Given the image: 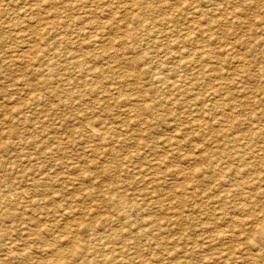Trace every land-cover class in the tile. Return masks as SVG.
<instances>
[{
	"label": "rangeland",
	"instance_id": "1",
	"mask_svg": "<svg viewBox=\"0 0 264 264\" xmlns=\"http://www.w3.org/2000/svg\"><path fill=\"white\" fill-rule=\"evenodd\" d=\"M0 1H1L0 2V13H1L0 14V20H1L0 21V28H2L1 29L2 31L0 30L1 31L0 32V41L2 44L3 43L6 44L5 42L7 40L9 41V42L7 41V44L5 46H4V44L2 45L0 43V51H1V49H3V51H4L8 48L9 49L10 48H16V49H12V51L15 50L17 52L16 53L14 51L15 54H13L12 57L15 58V60H17L16 57L21 56L23 53V49H26V46H28V48L26 49V53L28 54V56L30 58H33V59H30L31 61L29 59H28V61H26L25 59L21 60L23 62H20L19 63L20 65H18V63H17L16 64L17 66L12 65V67L11 66L6 67V69H2V72H0V80L2 81V82H0V88H1L0 89V98H1L0 99V109L2 110V111H0V114L3 115V116L0 115V134H1L0 135V153H1L0 154V167L2 168V169H0V172H2V173H0V177H1L0 178V196L2 195L0 197V204H1L0 205V209H1L0 213H2V211L4 212L7 210L12 212V214L14 213L12 218L8 219V218H6L7 216L1 218V221H2V219L4 220V222L2 223L3 226H5L6 224H7L6 226L9 225L8 234H7L8 236L4 235V237H5V240L8 241L9 243H11L10 245L13 247V249H12L11 246L7 245L8 243L4 244L5 242H3V245L0 244V248H1L0 250H3V251H0V256L2 257V258L0 257L1 259L5 260L4 258L8 259L10 257L11 260H13V261H11L10 258L8 259V261L5 260V262L8 264H12V263L15 264V261L17 260V258H18L19 262L16 261L17 262L16 264H18V263L19 264L20 263L25 264L24 262H25L26 258H27L26 261H28L26 263H28V264H33L34 261H36V260H38L39 263L37 261L34 264H36V263H38V264H42V263L43 264L44 263L45 264L46 263L47 264H62L63 262H65L63 264H89V263H91V264H104V263L108 264V262L110 264H117V263L123 264V262H125L124 264H137L138 261H139L138 262L139 264H145L146 262H148L147 260H150V262H148L147 264H151V261H152V264H154V261L158 264H196V263L197 264L198 263L199 264H203V263L205 264V262H206V264H212V263H214V264H216V263L217 264H264V177H263L264 176V170H263L264 169V149H263L264 148V142H263L264 141V131H262L263 130L262 128H264V96H263V94H264L263 93L264 92V86H263V84H264V77H263L264 76L263 75L264 74L263 73V71H264V67H263V65H264V40H263L264 35H262V34H264V33H261V31L264 32L263 31L264 25L262 24L263 19H264V13H263L264 12V0H262L263 2L261 0H234V1H232V0H224V1L223 0H220V1H218V0H116V2H115V0L114 1L113 0H86V3H84L82 5V7H80L79 5L78 6L76 5L78 0L77 1H75V0H56L59 5H55V4L53 5L52 0H29L30 2L28 0H25L28 2H25L24 0H20V1L15 0L16 2H14V0H9V1L8 0H0ZM63 1H64V3H63ZM247 1H249V2L247 3ZM251 1H252V5L250 3ZM23 2H25V4ZM87 2L90 4H88ZM117 2L119 3L118 5L120 7L117 5ZM235 2L238 5L235 6ZM256 2L259 5V6H257L259 9L257 7H255L257 5ZM2 3H5L7 7L6 6L4 7L5 4L2 5ZM227 3H230L231 5L227 4ZM242 3L245 6L248 5L249 3L250 4L248 5L249 7L248 6L245 7ZM27 4H28V6H27ZM50 4H52L53 6H51ZM72 5H74V6L70 9V7ZM85 5L87 8L85 7ZM121 5H123V6H121ZM9 6H10V8H9ZM234 6L235 7L239 6V8L241 7L242 9L240 8V10H239V9L235 8ZM253 6H254V10L252 9ZM3 7H4V10L2 9ZM77 7L78 8L80 7V9H78L79 11L77 10ZM121 7H123V8H121ZM244 7L246 10L244 9ZM101 8H103V9H101ZM226 8H228L227 10H229V8H231V9L235 8L234 10L237 9L236 12H238V13H240V11H242L244 9L243 11L245 13L241 12L242 14H240V17H242V18L245 17V20H243L244 18L241 19L240 17H233L232 18L231 15L228 14V11L225 12ZM248 8H250V9H248ZM260 8L262 9V11ZM213 9H216V11L218 10L217 12L215 11L217 14L213 11ZM84 10H85V12H83L84 14L81 13V11H84ZM89 11H91L92 14ZM102 11H105L106 14H105V12L102 13ZM247 11H248V13H247ZM251 11H253L254 13ZM256 11H258V12L256 13ZM79 12H80V14H79ZM88 12H89V14H88ZM238 13H237V16H239ZM243 13H244V16H241V15H243ZM252 13H253V16H252ZM255 13H256V15H255ZM226 14L229 17H227ZM257 14H259V16ZM5 15H6V17H5ZM224 15H226V16H224ZM246 15L250 20L248 18L246 19ZM248 15H250V16H248ZM114 16H116V17H114ZM86 17H88V18H86ZM231 18H232V20H231ZM236 18H238V19H236ZM235 19H236V21H235ZM225 20H227V21L225 22ZM237 20H239V21H237ZM7 21L10 25H8ZM38 21H40L41 23L56 22V23H59L62 27L59 24H58L59 26H57V27L56 26L53 27V26L48 25L49 31L47 29L46 30L47 33H44L46 31L39 32L38 34L41 33L40 34L41 36L38 35L40 37H36L33 35L32 32L35 29V25ZM257 21H260V22H257ZM253 22H255L256 25ZM1 23L2 24L4 23V24L2 25ZM5 23H7V24H5ZM236 23H238V25ZM240 23H241V25H239ZM250 23H251V25H250ZM258 23H260V24H258ZM84 24H85V27H84ZM235 24L237 25V27L235 26ZM252 24H254V25H252ZM11 25H13V26H11ZM14 25H15V27H14ZM76 25H78V26H76ZM90 25L94 26V28ZM241 26H242V28H240ZM60 27H61V30H60ZM86 27L89 30H91V32ZM97 27H98V29H97ZM254 27H256V28H254ZM84 28H86V29H84ZM17 29L19 32L17 31ZM54 29L56 32L54 31ZM243 29L246 30L245 31L246 35L243 34L244 33ZM255 29H257V30L255 31ZM12 30H14V32ZM57 30L58 31L60 30V31L58 32ZM247 30H249V31H247ZM93 32H95L96 35L102 34L101 42H104V44L99 49H95V46H97V45H94L92 43V40L89 41V39H91L90 34H92ZM232 32H233V34L235 33L234 36H232L233 35ZM247 32H249L251 34L253 33V34L250 35ZM258 32L260 33V35ZM59 33L62 36L61 35L58 36ZM66 33L67 34L69 33L68 38L66 36ZM95 33L92 34L91 37H93V35H95ZM256 33L259 36L256 35ZM12 34H13L15 40H14ZM18 34H19V36H18ZM71 34L74 36H72ZM83 34H84V36H83ZM26 35H28V37ZM254 35H256L257 37L255 36L256 37L255 38ZM7 36H8V38H6ZM63 36H65L64 39L62 38ZM249 36L251 39L246 40L247 38H249ZM25 37L29 41H27V39ZM70 37H71V39H70ZM81 37H82V39H81ZM54 38L56 39V43L58 46L55 44ZM66 38L68 39V41L66 40ZM205 38L208 40H206ZM260 38H262V39H260ZM17 39H19V40H17ZM58 39L64 40L63 44L61 43V47L64 50L61 47H59V44L57 42ZM209 39H211V40L216 39L215 43L213 42L214 40L211 43V41ZM70 40H71V42H70ZM74 40H77V41H74ZM203 40L205 41L204 43H203ZM253 40H255L256 42ZM232 41L234 44L231 47V44H228V43H231ZM243 41L247 45H245V43ZM19 42L20 43L22 42V43L19 44ZM27 42H29V43H27ZM157 42H158V44H157ZM251 43H253V44H251ZM73 44L74 45L76 44V46H79V49H78V47L74 46ZM227 44L229 46H226ZM20 45H21L22 49H21V47H19ZM22 45H24V46H22ZM71 45L73 48H71ZM87 45L90 47H88ZM49 46L52 48H50ZM92 46H94V47H92ZM6 47H8V48H6ZM165 47H167V48H165ZM227 47H228V49L229 48L234 49V52H236V53L232 54L233 50L232 51L228 50ZM236 47H237V49H236ZM46 48H47V50H46ZM59 48H61V49H59ZM163 48H165L167 50H165ZM222 48H223V50H222ZM56 49H57V51H54ZM235 49H236V51H235ZM27 50L29 51V53ZM34 50H36V51L34 52ZM52 50L54 52H51ZM68 50H70V51H68ZM79 50H80V52H79ZM41 51L43 53H45V55L43 53H41ZM46 51H48V53ZM105 51L107 52L108 55L106 54L105 58L102 59V57L100 55H102V53ZM61 52H63V53H61ZM230 52H232V53H230ZM50 53L51 54L53 53V54L51 55ZM76 53H78V55ZM173 53H174V55H173ZM31 54H33L34 56H30ZM37 54H38V56H37ZM57 54H60V55L58 56ZM63 54H64V57H65V55L66 56L68 55V56L64 58V57H62ZM181 54L184 56L185 60H184V58H182L183 56L181 57ZM79 55H80V57H79L80 59L79 58L77 59V57ZM175 55H178V56H175ZM194 55H196V56H194ZM93 56H96L98 58H94ZM190 56H192V57L189 59ZM55 57H57V58H55ZM59 57H61L62 59ZM239 57H241V58L239 59ZM51 58H52V60H51ZM175 58H177L178 61ZM41 59H43L45 61V64L48 61L52 62L53 64H55V62H53V61H56V63L57 62L58 63L53 65L52 63L50 64V62H49L46 65L44 64L45 65L44 66L43 65L44 61ZM47 59H49V60L47 61ZM60 59H61L62 63L65 62L66 64L65 63L62 64L60 62ZM65 59L66 60L68 59V60L66 61ZM70 59H72L73 61H79L80 60L82 64L78 65V66L73 64V66L75 65V67H73L72 66V60H70ZM164 59H165V61H164ZM167 59L168 60L169 59L174 60V61H172V63L174 65L171 64L170 60L167 61ZM241 59H244V60H242V62H241ZM181 60L182 61L184 60L185 63H184V61L182 62ZM194 60H195V62H194ZM235 60H237V61H235ZM82 61H84V62H82ZM97 61H100V62H97ZM161 61H163V64ZM179 61H181V62H179ZM167 62H170V63L167 64ZM197 62L199 65L197 64ZM240 62L243 64L245 63V64L243 65ZM21 63L24 66H22ZM30 63L32 64L33 67L31 66ZM106 63H108V64H106ZM155 63H157V64L155 65ZM158 63H160V64H158ZM178 63L180 65H178ZM34 64L36 65L35 67H34ZM97 64H99V65H97ZM194 64H195V66H194ZM235 64H236V67H238V68L240 67V68L239 69L235 68ZM261 64H263V65H261ZM42 65L44 67H42ZM47 65L50 68H52V69H50V71H49V68H47L48 67ZM64 65H66V66H64ZM92 65H93V69H96V68L105 69L106 66L108 65V66L112 67L113 70L103 73L98 78H95V77L92 78L90 76L91 72H88V70H93ZM160 65L162 68L159 67ZM197 65L201 66V67H198ZM239 65H241V66H239ZM248 65H250V66H248ZM13 66L16 68L18 67V68L17 69L13 68ZM56 66L58 68L60 66V69H58ZM191 66L193 68L194 67L195 68L198 67V68L195 70ZM260 66H261V68H260ZM83 67H84V69L87 70V72H86V70L83 71L84 73L82 71H79V70H82ZM85 67H88L90 69H87ZM171 67L172 68L175 67L176 69H173V71H172ZM232 67H233V69H232ZM244 67H246V68H244ZM39 68H42V69H39ZM61 68H63V69H61ZM151 68H153V69H151ZM189 68H191V70ZM200 68H201V70H200ZM249 68H253V70L250 69V72H249ZM96 70H98V69H96ZM197 70H199V71H197ZM251 70H252V72H251ZM33 71H36L37 73L33 72ZM77 71L80 73L78 74ZM186 71H189V72H187V74H185ZM224 71H226V73ZM28 72H29V74H27ZM51 72L53 74H51ZM57 72H59V73H57ZM198 72H204V73L201 75ZM227 72H228V74H227ZM7 73H9V74H7ZM30 73L32 75H30ZM188 73L191 76V77L190 76L188 77L189 79L187 78ZM256 73H257V75H256ZM191 74H193V75L195 74L196 76L194 75L195 77L193 76V78H192ZM225 74H226V76H225ZM234 74H236V75H234ZM50 75H52V76H50ZM159 75H160V77H159ZM184 75H186V76L184 77ZM232 75H233V77L235 76L236 78L235 77L233 78ZM93 76H95V75L93 74ZM180 76H181V80H180ZM76 77H77V79H76ZM170 77H172V78L170 79ZM257 77L260 79H258ZM2 78L6 79V80L8 78V80H7L8 82L6 80H2ZM166 78H167V80H166ZM173 78H174V80H173ZM185 78L188 81L187 80L184 81ZM62 79L64 80V82ZM163 79H165L166 81ZM192 79H193V81H191ZM233 79H234V81H233ZM85 80H90V81H85ZM150 80H151V83H150ZM159 80H161V82ZM194 80H195V83H194ZM10 81H11V83H10ZM60 81H62V82H60ZM179 81L180 82L182 81V82L180 83ZM190 82H193V83L191 84ZM200 82H201V84H200ZM261 82H263L262 86L260 85ZM189 83L191 86L189 85ZM11 84L13 86H11ZM156 84H158L157 87H156ZM174 84L177 86V89H180V90H177L175 88L176 86ZM182 84L184 86H182ZM65 85H67V87H70V88H67ZM185 85H187V86H185ZM150 86L152 88H150ZM158 86H159V88H158ZM192 86H194V88H192ZM18 87L20 90L17 89ZM160 87H161V89H160ZM170 87H171V89H170ZM189 87L192 89H190ZM162 88H163V90H162ZM165 88L169 89V91H166L167 89H165ZM195 88H197V89L195 90ZM210 88H212V89H210ZM262 88H263V91H261ZM173 89L174 90L176 89L175 91H177V92H175ZM193 89H194V91H193ZM240 89H242L243 93L241 92ZM191 90H192V92H191ZM212 90H214V91H212ZM221 90L223 92H221ZM18 91H20V92H18ZM170 91H172V93ZM216 91L218 93H216ZM27 92H29V94H26ZM188 92H190V93H188ZM210 92L212 93V96H210L211 95ZM244 92H245V94H244ZM23 93H25V94H23ZM223 93H226V94L224 95ZM239 93H241V94H239ZM189 94H191V95H189ZM207 94L209 96H207ZM185 95H186V97H185ZM236 95H237V97H236ZM239 96H240V98H239ZM174 97H176V98H174ZM30 98H34L35 101L31 102ZM188 98H189V100H188ZM166 99H168V100L170 99V100L167 102ZM174 99L175 100L177 99L179 101H177V100L175 101ZM185 99H186V101H185ZM5 100L6 101L8 100V101L6 102ZM11 100L14 103H12ZM171 100H174V101H171ZM26 101L28 103V107L32 108L34 110L29 109L30 113L29 112L26 113V116L29 117L28 118L29 121L27 120V123L23 124L17 120L16 113L19 112L20 108L24 106V103ZM162 101H164V102H162ZM180 101H182V102H180ZM176 102H177L178 106H177ZM4 103H6V104H4ZM174 104H176V107ZM180 105H181V107H180ZM192 105H193V107H191ZM220 105H221V107H220ZM197 107H199V108H197ZM176 108L178 110H176ZM181 108H184L185 110L182 109V111H181ZM189 109L192 113L191 112L189 113ZM192 109H194V112L192 111ZM200 110H202V111H200ZM7 111H8V113H6ZM193 113H195L196 116H195V114L193 115ZM14 114H15V116H14ZM176 116H179V118L181 117V119L178 118L176 120L175 119ZM185 116H186V118H185ZM188 116H190V117H188ZM33 117H35L36 120ZM182 117H183V119H182ZM6 118H7V120H6ZM191 118H192V120H191ZM42 119L46 120V123L44 122V125H41L39 122ZM173 119H175L177 122ZM170 120H172V121H170ZM194 120H195V122H193ZM183 121L185 123H181ZM198 121H199V124L197 125L196 123ZM17 122L20 124L18 125ZM189 122L191 123V125ZM11 123H12V125H10ZM13 123H14V125H13ZM36 123L39 125L37 126ZM87 123H89L92 126V128L97 130V131L94 133L92 130H90V127L87 126L88 125ZM149 123H151V124H149ZM25 124H26V126H25ZM84 124H85V126H84ZM174 124L176 125V127L173 126ZM200 125H202V126H200ZM3 126H6V127H4V129H3ZM192 126H194V128ZM195 126H197L198 128ZM37 127H38V129H37ZM171 127H173V128H171ZM260 127H261V129H259ZM15 128H16V130H15ZM18 128H19V130H18ZM111 128H112V130H111ZM20 129H22V130H20ZM175 129H176V131H174ZM8 130H9V133H8ZM84 130H85V132H84ZM182 130L184 131V133H182L183 132ZM103 131L106 133L109 131V134L105 135ZM260 131H261V133H260ZM17 132H20V133H17ZM178 132H180L181 134ZM14 134H17V136ZM41 135H43V136H41ZM58 138L60 139V141H57ZM103 138H104V140H103ZM6 139L7 140L9 139V140L7 141ZM19 140H22L21 141L22 143ZM242 140H244V141H242ZM6 141H7V143H6ZM56 141L58 143L59 142L60 143L58 144ZM261 141H262V143H260ZM138 143H140V145ZM169 143H170V145H169ZM174 143H175V145H174L175 147L173 146ZM28 144H30V145H28ZM261 144L263 147H260ZM45 145H47L48 147H46ZM89 145H90V147H89ZM26 146H27V148H26ZM51 146L53 147L52 149H51ZM168 146H169V148H168ZM56 147H57V149H56ZM91 147L94 148V150L92 152H90V149H88ZM254 148L257 150H255ZM17 149L18 150L20 149V150L18 151ZM37 149H38V151H37ZM105 150H107V151H105ZM54 151H56V152H54ZM95 151H96V153H95ZM258 151H259V153L260 152H262V153L259 154V153H257ZM39 152H40V154H39ZM52 152L54 153V155ZM102 152H104L105 154H103ZM253 152H256L257 154L256 153L253 154ZM28 153H30V154H28ZM32 153H33V155H32ZM48 153H50V154L52 153V154L50 155ZM112 153H113V155H112ZM118 153H120V154L118 155ZM234 153H236V154H234ZM167 155H170V156H167ZM235 155H237V156H235ZM256 155H258V156H256ZM26 156L33 158V160L32 161L26 160L27 159ZM53 156H54V158L56 157L55 159L58 158V160H55L53 158ZM238 156H239V158H238ZM255 156H256V158H255ZM126 157H131V159L129 161H127L128 159H126ZM16 158L19 159V161ZM59 158H61V159H59ZM45 159L47 160V162ZM4 161H5V163H4L5 166H3ZM15 161H17L21 164L20 167L18 166L19 163L17 165L18 169H20V171H15V172H12V174H11L9 171H6V170H8L7 167L10 164V162H11V164H12V162L14 164ZM38 161H40V162H38ZM54 162L55 163L57 162L56 163L57 165ZM58 162H59V165L61 163L63 165L61 164L59 166ZM158 162H160L159 164H161V165H160V167L157 168V166H159V164L157 165ZM28 163H29V165H28ZM48 163L49 164L51 163L50 164L51 166L48 165ZM73 163L75 165H78L77 170L76 169L74 170L75 167H73V165H74ZM41 164H43L42 167H40ZM124 164L135 166L136 167L135 170H137L139 165H142L143 168L146 167V169H148L150 167H152V168H150L148 171L147 170H141L139 172L140 174L136 175L139 178L136 177L137 179L136 178L134 179L135 175L127 174L128 175V177H127V175L125 173L123 175L119 172H114L116 170H114L111 167V166H113V167L124 166ZM149 164H150V167H148ZM219 164L221 167L219 166ZM33 166L36 167L35 170H34ZM45 166L46 167L48 166L49 169L46 168ZM57 166H58V168H57ZM153 166H155V167H153ZM218 167H219V170L217 171ZM23 168L26 170L25 173H22ZM30 168H31V170L33 169V171H31ZM37 169H39L41 171H39V170L37 171ZM151 169H153V170L150 172ZM56 170H58V171H56ZM42 171H43V173H42ZM51 171L52 172L55 171V172L52 173ZM71 171H72V173L70 174ZM158 171L160 173H159V175H156L158 177H157V181H156L157 183L154 182L155 186L150 184V183L149 184H150V186L152 185L153 190L152 189H150V190L153 191V194H155V195L157 194L158 199L160 198L159 202H158V200L156 202L153 201L152 205L155 204L154 206H150L146 209H141L142 211L136 207L132 208L133 200L131 198L134 196L133 194L137 195V193L140 194L139 192H141V193L144 192L143 188L146 185L145 183L149 182L148 178L150 176L145 175V178H143L144 177L143 175L145 174V172H147L146 174H150V173L152 174L153 172L156 173ZM239 171H240V173H239ZM27 172L28 173L33 172V173H32V175H29ZM189 172H190V175H189ZM51 173L54 174L55 176L52 175ZM170 173H172V174H170ZM177 174L180 176V178ZM225 174H227V175H225ZM70 175L73 176L74 180H72V179L68 180V181H70L68 183V182H66V180L68 178H72ZM75 175H76V177H75ZM119 175H120V177H119ZM163 175H165V176H163ZM173 175L174 176L176 175L177 177L175 176V178H174ZM186 175L187 176L189 175L188 178L186 177ZM37 176H38V178H37ZM44 176H45V178L42 179V177H44ZM61 176L62 177L64 176V178H63L64 180H61V178H62ZM66 176H68V177H66ZM224 176H226V177H224ZM260 176H261L262 180L260 179ZM58 177L60 178L61 182H60ZM83 177H85V178H83ZM223 177H224V180L221 179V182H220L219 181L220 178H223ZM30 178H31V180L29 181ZM76 178H78L80 181H78V179H76ZM163 178H165L166 181L164 180V182H163ZM8 179H9V181L7 182ZM34 179H36V180H34ZM122 179H123V181H122ZM177 179H178V181H177ZM180 179H181V181H180ZM222 180L226 181V182H223ZM25 181H26V183H25ZM121 181L124 183H121ZM138 181H140V182H138ZM228 181H230V182H228ZM258 181L261 183L259 184ZM42 182H45L44 186H43ZM46 182H47V184H46ZM54 182H55V184H54ZM57 182L59 183V186H58ZM3 183L5 185H3ZM60 183H61L62 187L60 186ZM65 183H67V184H65ZM164 183H166V184L164 185ZM256 183H258V184H256ZM15 184H17L16 187H15ZM29 184H31V185H29ZM68 184H70L71 186H69ZM72 184H73V187H72ZM158 184H160V186ZM33 185H34V187H33ZM126 185H128V186H126ZM193 185H195V186H193ZM254 185H255V187H254ZM262 185H263V187H262ZM51 186H53V187H51ZM68 186L70 187L69 189L67 188ZM185 186H186V188L188 187L189 190H188V188L187 189L184 188ZM157 187L159 189H162V190L158 191V193H157ZM163 188H165L164 191L167 192L165 194V196L162 195L165 193L163 191ZM12 189H13V191H11ZM18 189H19V191H18ZM24 189L27 192H25ZM31 189H32V191H31ZM39 190H40V192H39ZM181 190H183V191L181 192ZM196 190H198L199 192H197ZM177 191H178V194L176 193ZM186 191L189 192V194ZM18 192H20L21 195H19ZM159 192H160V194H159ZM55 193H56V195H55ZM180 193L182 196L179 195ZM197 193H199V194H197ZM16 194H18V195H16ZM28 194H29V198L26 196ZM45 194H46V196H45ZM85 194H87L88 197H84ZM113 194H117V195L119 194L118 196H120V198L122 199V202L127 204L126 205L127 208L129 207V209L125 215L120 214V212H121L120 209L122 207V206H119L120 201L118 202L116 200H114V201L111 200L112 202H110L109 196L113 195ZM130 194H131V196L132 195L133 196L131 197ZM172 194H174V195H172ZM192 194H194V195H192ZM35 195H37V196H35ZM122 195H123V198H122ZM124 195H126V196H124ZM170 195H172L173 197H171ZM226 195H228V196L225 197ZM163 196L165 198H162ZM25 197H26V199H25ZM40 197H41V199L42 198L43 199L41 200ZM58 197H59V199L57 200ZM155 197L153 198L154 200H155ZM60 198H61V200H60ZM200 198H202V199H200ZM203 198H205L207 201H205ZM31 199H32V202H30ZM54 199H55V201H54ZM123 199H124V201H123ZM165 199H167V200H165ZM14 200H15V202H14ZM69 200H70V202L71 201L72 202L70 203ZM45 201H46V203H45ZM47 201H50L51 203L49 202L50 203L49 204ZM163 201L166 203L164 204ZM184 201H185V203H184ZM6 202L12 203V205L11 206L7 205L8 206L7 207V206H5ZM25 202H26V204H25ZM39 203H43V205L41 204V206H39L40 205ZM52 203H53V205H52ZM29 204H30V206H29ZM44 204L47 206V208ZM171 204H173V205H171ZM196 204L199 205V207ZM54 205H56V206H54ZM162 205L164 206V208L167 205L168 208L167 207L165 208V210L167 212L164 210ZM193 205L195 206L196 209L193 208L194 207ZM200 205H202V206H200ZM43 206H45V207H43ZM51 206L53 209L51 208ZM64 206L65 207L68 206L67 209ZM152 207H153V209L151 210ZM170 207L171 208L174 207L172 209L173 212H172ZM10 208H12L14 211H12V209L10 210ZM20 208L21 209L23 208V209L20 210ZM41 208H42V210H41ZM45 208H46V210H45ZM175 208H177L178 211ZM27 209L30 210L31 212L29 211L30 212L29 213ZM80 209H81V211H80ZM88 209L92 210L90 212L91 215L88 213V211H89ZM131 209H133V210H131ZM159 209L163 210V212L161 213V211ZM169 209L171 211H169ZM174 209L177 211L176 214H175ZM66 210L69 211V213H68V211L66 212L67 215L64 213V211H66ZM117 210H119L118 213H117ZM144 210H146V212ZM149 210L152 212H150ZM179 210H181V211H179ZM18 211H20V212L18 213ZM41 211H43V212H41ZM46 211H48V212H46ZM15 212L17 215L15 214ZM50 212H51V214H49ZM81 212H83V214ZM154 212L155 213L159 212V213L155 214ZM169 212H172V214ZM34 214H37V215L35 216ZM68 214H70V215H68ZM139 214H140V216H139ZM142 214H144L145 216ZM56 215H57V217H56ZM65 215L66 216L72 215L71 217H73V218L66 217ZM76 215H77V217H76ZM152 215L154 217L151 218ZM159 215L160 216L164 215V216H162V218H161ZM186 215H188V216L185 217ZM23 216H25L24 220H22ZM26 216L28 219L26 218ZM31 216H32V218H31ZM157 216H158V218L160 217L161 219L158 220ZM168 216H171V217H168ZM18 217L20 219H18ZM164 217L168 218V220L164 221L165 220ZM178 217L182 219L181 220L182 222L179 220ZM60 218H61V220H60ZM68 218H70V219L68 220ZM112 218H113V220H112ZM141 218H142V220H140ZM43 219H44V221H43ZM47 219H48V221H47ZM62 219H64V220H62ZM105 219H107V220L110 219L111 221H107ZM240 219H242V220H240ZM16 220H18V221L16 222ZM31 220H32V222H31ZM67 220H68V223H66ZM143 220H145L147 222H144ZM178 220H179V223H178ZM77 221H79V222H77ZM155 221H157V223H155ZM159 221H161V222H159ZM240 221H243V222H240ZM53 222H54V224H53ZM74 222H75V224H74ZM125 222H127V223H125ZM175 222H176V225L174 224ZM237 222H239L240 225L239 224L236 225ZM57 223H58V225H57ZM62 223H63V225H62ZM209 223H212V224H209ZM15 224H16V226H15ZM18 224L20 225V227L18 226ZM42 224H44V226H42ZM64 224H65V226H64ZM106 224H107V226H106ZM113 224H116V226ZM118 224L121 226H119ZM142 224H145V225H142ZM146 224H147V227H146ZM158 224H159L160 229L157 230L156 226H158ZM206 224H208V225H206ZM53 225H54V227H53ZM122 225L125 227H123ZM177 225H179L178 229L176 227ZM40 226H42L43 228L42 227L40 228ZM66 226L68 227L67 229L65 228ZM162 226H165V227H162ZM167 226H170V227H167ZM247 226H249V227H247ZM25 227H27L28 230L30 229L29 230L30 233L28 232L27 229H25ZM28 227H30V228H28ZM36 227H37L36 232L37 233L39 232L38 234H36V232H34L35 229H32V228H36ZM152 227H154V229ZM173 227L175 230L172 229ZM39 228H40V230H39ZM47 228H49V229L47 230ZM53 228H55V230ZM63 228H65V229H63ZM168 228H169L170 233H168L169 232ZM203 228H205L204 230H206V233L203 230ZM207 228H209V230ZM259 228H261V229L259 230ZM147 229L148 230L150 229V231H148ZM198 229H200V230H198ZM18 230H20V231H18ZM37 230H39V231H37ZM52 230H54V231H52ZM75 230H77V231H75ZM156 230L157 231L160 230V232H157ZM207 230H208V232H207ZM74 231L77 234L74 233ZM143 231H146V232H143ZM202 231L204 234H206V236H204ZM210 231H211V234H210ZM16 232L19 234H16ZM32 232H34L33 237H34V235H36L35 237L38 239H36L35 237H34L35 239L32 238V235H31ZM57 232H59V233H57ZM91 232H92V234H91ZM97 232H98V234H97ZM106 232H108V233H106ZM109 232H112V234L109 235ZM137 232L140 234H138ZM171 232H173V233H171ZM25 233H27V234H25ZM40 233L46 234V235L42 236L43 238L45 237L44 239L41 237ZM51 233H53V234H51ZM72 233H74L73 237L71 236ZM125 233H126V235L124 236L123 234H125ZM142 233H144V234H142ZM153 233H155V234H153ZM163 233L167 234V236H165ZM67 234H69V235H67ZM103 234H105V235H103ZM19 235H21L22 238H24V239L22 240L21 236H19ZM53 235H55V237H53ZM63 235H64V237H63ZM139 235H141L140 236L141 238L138 237ZM38 236L40 237V239ZM90 236L92 239L90 238ZM98 236H99V238H98ZM105 236L110 237V240L103 239V237H105ZM207 236L210 238H207ZM258 236H260V237H258ZM4 237H3V239H4ZM18 237L21 238V239L20 238L19 239H20V242H22L23 244H21L19 241H17V240H19V239H17ZM125 237H127V238H125ZM153 237L154 238L156 237L155 239L158 242H156ZM200 237H202V238L204 237L203 238L204 240ZM212 237H213V239L211 240ZM11 238H12V240H11ZM27 238H28V240H26ZM112 238H114V239H112ZM229 238H231V239H229ZM30 239H32V240H30ZM69 239L71 241H69ZM99 239L101 241L103 240L104 242H100ZM134 239H135V241H134ZM148 239H149V241H148ZM205 239L208 241L205 242L206 241ZM219 239H220V241H219ZM260 239H261V241H260L261 243L258 242ZM118 240H119V242H118ZM164 240H166V241H164ZM196 240H199V242L198 241L196 242ZM213 240H214V242H212ZM11 241L13 242V244ZM25 241H26V243H24ZM88 241L90 244L88 243ZM146 241H148L150 246L148 245V243ZM160 241H162L163 243H161ZM168 241H169V244H168ZM201 241L203 243H205L207 246L205 244L203 245V243ZM92 242H94V243H92ZM124 242H125V244H124ZM159 242L161 243V245ZM170 242H172V243H170ZM208 242L211 245L207 244ZM14 243L16 244L15 245L16 248H14V246H13ZM40 243H43V244L41 245ZM45 243H47L46 246L44 245ZM65 243L67 245H65ZM70 243H72V244L70 245ZM101 243H103V244H101ZM191 243H192V245H191ZM197 243H198V245L201 244L200 246L203 247V251L201 250V247H199L197 245ZM253 243H254V245H251ZM49 244H51V245H49ZM60 244H61V246H60ZM93 244L94 245L96 244V245L94 246ZM98 244L101 245V247ZM166 244H167V246L165 247ZM31 245H32V248L34 246V248L36 250L34 248L32 249L30 247ZM76 245L77 246L79 245V246L77 247ZM123 245H125L126 247ZM5 246H6V249H4ZM7 246L9 247L10 252H7L9 250V249H7ZM40 246H42L41 247L42 249L40 248ZM68 246L71 248H66ZM74 246H76V247H74ZM127 246H129V247H127ZM160 246H163V248ZM194 246H196L197 248ZM17 247L19 248V250H17L18 249ZM80 247L82 249H80ZM122 247H124V249ZM137 247L138 248L140 247V248L138 249ZM21 248L23 250H20ZM76 248H77V251H76ZM103 248H104V250H103ZM105 248L110 250V252L108 250H106ZM126 248H128V249L126 250ZM135 248H137V249H135ZM189 248H192V250L190 249L188 251ZM14 249H16V250H14ZM38 249L41 250L42 252L40 253V251ZM73 249H74V251H73ZM143 249H144V252H143ZM185 249H187V250H185ZM194 249H197V251L200 250V252H195ZM56 250H58V251L60 250V253L62 255L61 254L59 255V253H57V256H54L55 255L54 253L58 252ZM82 250H83V252H81ZM94 250H95V252H94ZM130 250L135 252V254L133 252L130 253ZM155 250H156V252H155ZM176 250L178 252H176L174 254V252ZM179 250L182 252H179ZM15 251L16 252L18 251L17 252L18 256H20V255L21 256L17 257V254H15L16 253ZM19 251L23 252V253H20ZM28 251H29V253H27ZM31 251H32V254L30 253ZM47 251L50 253H48ZM69 251H70V253H69ZM137 251H138V254H136ZM147 251H149V252H147ZM167 251H169V252L167 253ZM3 252H5V253L3 254ZM13 252H14V254H12ZM65 252L68 254H66ZM123 252H124L125 256H124ZM193 252L195 254H192ZM45 253H46V255H45ZM51 253H53L54 255ZM75 253L78 255L77 257H76ZM81 253H83V254H81ZM113 253H114V255H113ZM153 253L154 254L157 253V254L154 255ZM177 253H178V255H176ZM198 253H200V254H198ZM218 253H219V256H217ZM26 254L29 255V258H28V256L23 257V256H26ZM69 254H71V255H69ZM102 254H103V256H102ZM130 254H132V255L129 256ZM149 254H150V256H148ZM186 254H187V256H186ZM257 254L258 255L260 254V255L258 256ZM12 255L13 256L15 255V256L13 257ZM33 255L35 256L34 260L30 259V258H33ZM37 255L39 258L40 257L41 258L39 259L37 257ZM48 255L52 256V257L50 258ZM166 255H167V257H166ZM170 255H171V257H170ZM196 255H197V257H196ZM207 255L212 257L211 258L212 261L210 260V258ZM214 255L216 257H214ZM4 256H6V257H4ZM7 256H8V258H7ZM42 256H44V257H42ZM134 256L136 258H134ZM137 256H139V257H137ZM152 256H153V258H152ZM163 256L165 257V260H164V258L162 260ZM249 256H251V257L253 256L254 258L252 257V259H251V257L249 258ZM54 257H56V258H54ZM101 257H104V260H102L103 258H101ZM145 257H147V259ZM149 257H150V259H149ZM237 257H239V258H237ZM13 258H15V260ZM61 258H62L63 262L61 261ZM75 258L77 260H75ZM140 258H142V259H140ZM166 258H169V259L167 260ZM197 258L199 260L196 261ZM200 258H202V259H200ZM58 259L61 261V263L59 262ZM110 259H111V261H110ZM159 259L162 262H160ZM204 259H205V261H204ZM233 259L234 260L236 259V260L233 261ZM3 260H0L1 264H3V263L5 264V262ZM40 260H42V261L40 262ZM44 260H45V262H44ZM47 260H49V261H47ZM122 260H123V262H122ZM134 260L136 261V263ZM74 261H77V263ZM202 261H203V263H202ZM208 261H209V263H208Z\"/></svg>",
	"mask_w": 264,
	"mask_h": 264
},
{
	"label": "bare ground",
	"instance_id": "2",
	"mask_svg": "<svg viewBox=\"0 0 264 264\" xmlns=\"http://www.w3.org/2000/svg\"><path fill=\"white\" fill-rule=\"evenodd\" d=\"M8 1H9V0H8ZM19 1H20V0H19ZM24 1H25V0H24ZM28 1H29V0H28ZM28 1H25V2H28ZM75 1H77V0H75ZM113 1H114V0H113ZM218 1H220V0H218ZM223 1H224V0H223ZM232 1H234V0H232ZM261 1H262V0H261ZM0 2H1V1H0ZM4 2H5V1H4ZM14 2H16V1L14 0ZM17 2H18V1H17ZM25 2H23V3L25 4ZM29 2H30V1H29ZM59 2H60V1H59ZM88 2H89V1H88ZM88 2H87V3H88ZM115 2H116V0H115ZM227 2H228V1H227ZM248 2H249V1H247V3H248ZM262 2H263V1H262ZM19 3H20V2H19ZM63 3H64V1H63ZM84 3H86V0H78L77 3H76V5H77V6L79 5L80 7H82V5H83ZM225 3H226V2H225ZM225 3H224V4H225ZM250 3H251V5H252V1H251ZM250 3H249V4H250ZM3 4H5V3H2V5H3ZM52 4H53V5H54V4H55V5H59L58 2H57L56 0H52ZM52 4H50V5L53 6ZM88 4H90V3H88ZM102 4H103V3H102ZM118 4H119V3L117 2V5H118ZM227 4H230V3H227ZM227 4H226V5H227ZM242 4H243V3H242ZM245 4H246V3H245ZM249 4H248V5H249ZM256 4H257V2H256ZM12 5H13V4H12ZM30 5H31V4H30ZM230 5H231V4H230ZM233 5H234V4H233ZM233 5H232V6H233ZM236 5H238V4L235 2V6H236ZM243 5H244V4H243ZM248 5H246V6L244 5V6L247 7ZM260 5H261V4H260ZM5 6H6V4L4 5V7H5ZM27 6H28V4H27ZM48 6H49V5H48ZM73 6H74V5H72V6L70 7V9H71ZM88 6H89V5H88ZM118 6H119V5H118ZM121 6H123V5H121ZM235 6H234V7H235ZM257 6H259V5L257 4L255 7H257ZM4 7L2 8L3 10H4ZM6 7H7V6H6ZM31 7H32V6H31ZM49 7H50V6H49ZM80 7H79V8L77 7V10L80 9ZM85 7H86V5H85ZM119 7H120V6H119ZM226 7H227V6H226ZM229 7H230V6H229ZM242 7H243V6H242ZM245 7H244V9H245ZM248 7H249V6H248ZM9 8H10V6H9ZM25 8H26V7H25ZM86 8H87V7H86ZM86 8H85V9H86ZM121 8H123V7H121ZM235 8H237V9L240 10L241 7L239 8V6H237V7H235ZM235 8H234V9H235ZM257 8H258V7H257ZM257 8H256V9H257ZM2 9H1V10H2ZM26 9H27V8H26ZM101 9H103V8H101ZM227 9H228V8L225 9V12L228 11V14L231 15L232 18H233V17H240V14H242L241 12H244V11H243L244 9H243L242 11H240V13L236 12L237 9H236V10L231 9V8H229V10H227ZM241 9H242V8H241ZM248 9H250V8H248ZM252 9L254 10V6L252 7ZM256 9H255V10H256ZM258 9H259V8H258ZM260 9H261V8H260ZM28 10H29V9H28ZM28 10H27V11H28ZM32 10H33V9H32ZM75 10H76V9H75ZM77 10H76V11H77ZM126 10H127V9H126ZM184 10H185V9H184ZM192 10H193V9H192ZM230 10H231V11H230ZM245 10H246V9H245ZM29 11H30V10H29ZM78 11H79V10H78ZM78 11H77V12H78ZM151 11H152V10H151ZM213 11L215 12L216 9H213ZM217 11H218V10H217ZM217 11H216V12H217ZM229 11H230V12H229ZM261 11H262V9H261ZM23 12H24V11H23ZM31 12H32V11H31ZM83 12H85V10H84V11H81V13H83ZM86 12H87V11H86ZM89 12H91V11H89ZM89 12H88V14H89ZM104 12H105V11H102V13H104ZM109 12H110V11H109ZM214 12H213V13H214ZM216 12H215V13H216ZM219 12H220V11H219ZM223 12H224V11H223ZM251 12H253V11H251ZM257 12H258V11H256V13H257ZM27 13H28V12H27ZM192 13H193V12H192ZM237 13H238L239 16H237ZM244 13H245V12H244ZM244 13H243V15H241V16H244ZM247 13H248V11H247ZM253 13H254V12H253ZM253 13H252V16H253ZM256 13H255V15H256ZM263 13H264V12H263ZM0 14H1V13H0ZM23 14H24V13H23ZM79 14H80V12H79ZM83 14H84V13H83ZM88 14H87V15H88ZM91 14H92V12H91ZM91 14H90V15H91ZM105 14H106V12H105ZM216 14H217V13H216ZM90 15H89V16H90ZM103 15H104V14H103ZM226 15H227V14H226ZM226 15H224V16H226ZM257 15L259 16V14H257ZM8 16H9V15H8ZM248 16H250V15H248ZM5 17H6V15H5ZM5 17H4V18H5ZM114 17H116V16H114ZM227 17H229V16L227 15ZM4 18H3V19H4ZM7 18H8V17H7ZM83 18H84V17H83ZM86 18H88V17H86ZM232 18H231V20H232ZM240 18H241V19L244 18L243 20H245V17H243V18L240 17ZM240 18H239V19H240ZM247 18H248V17H247V15H246V19H247ZM254 18H255V17H254ZM260 18H261V17H260ZM260 18H259V19H260ZM262 18H263V17H262ZM80 19H81V18H80ZM225 19H226V18H225ZM236 19H238V18H236ZM236 19H235V21H236ZM248 19H249V18H248ZM257 19H258V18H257ZM7 20H8V19H7ZM11 20H12V19H11ZM249 20H250V19H249ZM0 21H1V20H0ZM78 21H79V20H78ZM78 21H77V22H78ZM83 21H84V20H83ZM226 21H227V20H225V22H226ZM228 21H229V20H228ZM233 21H234V20H233ZM233 21H232V22H233ZM237 21H239V20H237ZM248 22H249V21H248ZM257 22H260V21H257ZM261 22H262V21H261ZM263 22H264V19H263ZM263 22H262V24L264 25ZM7 23H8V21H7ZM7 23H5V24H7ZM16 23H17V22H16ZM82 23H83V22H82ZM227 23H228V22H227ZM253 23L255 24V22H253ZM1 24H2V23H1ZM3 24H4V23H3ZM3 24H2V25H3ZM58 24H59V23H56V22H44V23H41L40 21H38V22L36 23V25H35V29L33 30L32 33H33L34 36H36V37H40V36H41V35H40L41 33H40V34H38V33H39V32H44V31H46V30L49 28L48 25H49V26H53V27H55V26L57 27V26L60 25V24H59V25H58ZM78 24H79V23H78ZM236 24L238 25V23H236ZM236 24H235V26L237 27ZM254 24H252V25H254ZM258 24H260V23H258ZM258 24H257V25H258ZM262 24H261V25H262ZM8 25H10V24L8 23ZM79 25H80V24H79ZM217 25H218V24H217ZM217 25H216V26H217ZM239 25H241V23H240ZM250 25H251V23H250ZM255 25H256V24H255ZM261 25H260V26H261ZM11 26H13V25H11ZM60 26H61V25H60ZM76 26H78V25H76ZM90 26H92V25H90ZM90 26H89V27H90ZM14 27H15V25H14ZM14 27H13V28H14ZM53 27H52V28H53ZM61 27H62V26H61ZM61 27H60V30H61ZM82 27H83V26H82ZM84 27H85V24H84ZM92 27L94 28V26H92ZM95 27H96V26H95ZM102 27H103V26H102ZM230 27H231V26H230ZM263 27H264V26H263ZM86 28H87V27H86ZM86 28H84V29H86ZM240 28H242V26H241ZM254 28H256V27H254ZM1 29H2V28H0V30H1ZM58 29H59V28H58ZM87 29H88V28H87ZM97 29H98V27H97ZM60 30H59V31H60ZM82 30H83V29H82ZM88 30H89V29H88ZM243 30H244V29H243ZM256 30H257V29H255V31H256ZM260 30H261V29H260ZM1 31H2V30H1ZM1 31H0V32H1ZM12 31L14 32V30H12ZM15 31H16V30H15ZM17 31H18V29H17ZM48 31H49V29H48ZM54 31H55V29H54ZM57 31H58V30H57ZM59 31H58V32H59ZM80 31H81V30H80ZM84 31H85V30H84ZM89 31L91 32V30H89ZM89 31H88V32H89ZM245 31H246V30L243 31V32H244V33H243L244 35H246ZM247 31H249V30H247ZM258 31H259V30H258ZM263 31H264V30H263ZM18 32H19V31H18ZM52 32H53V31H52ZM55 32H56V31H55ZM81 32H82V31H81ZM95 32H96V31H95ZM95 32H93L92 34H94ZM44 33H47V31L44 32ZM48 33H49V32H48ZM60 33H61V32H60ZM60 33L58 34V36L62 34V33H61V34H60ZM69 33H70V32H69ZM69 33H68V34H69ZM72 33H73V32H72ZM75 33H76V32H75ZM247 33H249V32H247ZM258 33H259V32H258ZM261 33H264V32L261 31ZM64 34H65V33H64ZM68 34L66 33L67 38H68ZM79 34H80V33H79ZM86 34H87V33H86ZM92 34H90V35L92 36ZM232 34H233V32H232ZM234 34H235V33H234ZM234 34H233L232 36H234ZM249 34L252 35L253 33H252V34L249 33ZM249 34H248V35H249ZM38 35H40V36H38ZM71 35H72V34H71ZM256 35H258V34L256 33ZM256 35H254V37H255ZM259 35H260V33H259ZM259 35H258V36H259ZM262 35H264V34H262ZM9 36H10V35H9ZM12 36H13V34H12ZM18 36H19V34H18ZM26 36L28 37V35H26ZM55 36H56V35H55ZM61 36H62V35H61ZM61 36H60V37H61ZM72 36H74V35H72ZM75 36H76V35H75ZM83 36H84V34H83ZM87 36H88V35H87ZM91 36H90L91 39H89V41L92 40V43H93L94 45H97V46H95V49H99V48H101L102 45L104 44V42H101V40H102V34H100V35H96V33H95V35H93V37H91ZM207 36H208V35H207ZM52 37H53V36H52ZM79 37H80V36H79ZM209 37H210V36H209ZM240 37H241V36H240ZM251 37H252V36H251ZM256 37H257V36H256ZM256 37H255V38H256ZM261 37H262V36H261ZM6 38H8V36H7ZM13 38H14V36H13ZM22 38H23V37H22ZM25 38H26V37H25ZM55 38H56V37H55ZM55 38H54V39H55ZM62 38L64 39L65 36H63ZM67 38H66V40L68 41ZM75 38H76V37H75ZM77 38H78V37H77ZM92 38H93V39H92ZM206 38H207V37H206ZM206 38H205V39H206ZM213 38H214V37H213ZM26 39H27V38H26ZM70 39H71V37H70ZM81 39H82V37H81ZM242 39H243V38H242ZM248 39H251L250 36H249V38H247L246 40H248ZM253 39H254V38H253ZM260 39H262V38H260ZM14 40H15V38H14ZM17 40H19V39H17ZM52 40H53V39H52ZM85 40H86V39H85ZM206 40H208V39H206ZM209 40H210L211 43H212V41H213L214 39H213V40L209 39ZM215 40H216V39H215ZM215 40L213 41L214 43H215ZM246 40H245V41H246ZM255 40H256V39H255ZM255 40H253V41H255ZM258 40H259V39H258ZM263 40H264V39H263ZM2 41H3V40H2ZM5 41H6V40H5ZM7 41H8V40H7ZM7 41L5 42L6 44H7ZM27 41H29V40L27 39ZM74 41H77V40H74ZM103 41H104V40H103ZM194 41H195V40H194ZM8 42H9V41H8ZM10 42H11V41H10ZM15 42H16V41H15ZM57 42H58V44H59V47H61V43L63 44L64 40H62V39H58ZM70 42H71V40H70ZM83 42H84V41H83ZM99 42H100L101 44H100ZM196 42H197V41H196ZM204 42H205V41L203 40V43H204ZM218 42H219V41H218ZM243 42H244V41H243ZM249 42H250V41H249ZM255 42H256V41H255ZM258 42H259V41H258ZM258 42H257V43H258ZM0 43H1V41H0ZM21 43H22V42H21ZM21 43L19 42V44H21ZM23 43H24V42H23ZM27 43H29V42H27ZM52 43H53V42H52ZM86 43H87V42H86ZM98 43H99V44H98ZM154 43H155V42H154ZM206 43H207V42H206ZM244 43H245V42H244ZM257 43H256V44H257ZM261 43H262V42H261ZM1 44H2V43H1ZM3 44H4V43H3ZM3 44H2V45H3ZM6 44H4V46H5ZM9 44H10V43H9ZM13 44H14V43H13ZM55 44L57 45V43H56V39H55ZM69 44H70V43H69ZM76 44H77V43H76ZM76 44H75V45L73 44V45L76 46ZM88 44H89V43H88ZM157 44H158V42H157ZM228 44H231V47H232V45H233L234 43H233V41H232L231 43H228ZM228 44H227L226 46H229ZM248 44H249V43H248ZM251 44H253V43H251ZM2 45H1V46H2ZM24 45H25V44H24ZM24 45H22V46H24ZM27 45H28V44H27ZM29 45H30V44H29ZM31 45H32V44H31ZM85 45H86V44H85ZM85 45H84V46H85ZM240 45H241V44H240ZM245 45H247V44L245 43ZM52 46H53V45H52ZM57 46H58V45H57ZM57 46H56V47H57ZM87 46H88V45H87ZM140 46H141V45H140ZM204 46H205V45H204ZM226 46H225V47H226ZM234 46H235V45H234ZM234 46H233V47H234ZM238 46H239V45H238ZM261 46H262V45H261ZM19 47H21V45H20ZM30 47H31V46H30ZM32 47H33V46H32ZM49 47H50V46H49ZM54 47H55V46H54ZM54 47H53V48H54ZM64 47H65V46H64ZM67 47H68V46H67ZM76 47H78V49H79V46H76ZM82 47H83V46H82ZM88 47H90V46H88ZM92 47H94V46H92ZM92 47H91V48H92ZM167 47H168V46H167ZM167 47H165V48H167ZM4 48H5V47H4ZM6 48H8V47H6ZM27 48H28V46H26V49H27ZM50 48H52V47H50ZM61 48H62V47H61ZM61 48H59V49H61ZM65 48H66V47H65ZM71 48H73L72 45H71ZM86 48H87V47H86ZM141 48H142V47H141ZM165 48H163V49H165ZM234 48H235V47H234ZM12 49H16V48H10V49L8 48V49H6V50H4V51H3V49H1V51H0V72H2V69H6V67H9V66L12 67V65H16L17 63H18V65H20L19 63H20V62H23V61H21V60H24V59H25L26 61H28V59H29V60H30V59H33V58H30V57L28 56V54L26 53V49H23V53H22V55H21V56H18V55H17V56H18V57H16L17 60H15V58L12 57L13 54H15V53H14L15 50L12 51ZM21 49H22V47H21ZM54 49H55V48H54ZM62 49H63V48H62ZM75 49H76V48H75ZM150 49H151V48H150ZM163 49H162V50H163ZM227 49H228V47H227ZM227 49H226V50H227ZM236 49H237V47H236ZM236 49H235V51H236ZM24 50H25V51H24ZM29 50H30V49H29ZM46 50H47V48H46ZM50 50H51V49H50ZM63 50H64V49H63ZM63 50H62V51H63ZM70 50H71V49H70ZM70 50H68V51H70ZM80 50H81V49H80ZM80 50H79V52H80ZM85 50H86V49H85ZM160 50H161V49H160ZM165 50H167V49H165ZM165 50H164V51H165ZM222 50H223V48H222ZM228 50H231V51L233 50V53L230 52V53H232V54L236 53V52H234V49H230V48H229ZM27 51H28V50H27ZM35 51H36V50H34V52H35ZM44 51H45V50H44ZM54 51H57V49L54 50ZM54 51L52 50L51 52H54ZM73 51H74V50H73ZM142 51H143V50H142ZM156 51H157V50H156ZM12 52H13V53H12ZM15 52H16V51H15ZM46 52L48 53V51H46ZM227 52H228V51H227ZM11 53H12V54H11ZM16 53H17V52H16ZM28 53H29V51H28ZM41 53H43V52L41 51ZM59 53H60V52H59ZM61 53H63V52H61ZM83 53H84V52H83ZM158 53H159V52H158ZM160 53H161V52H160ZM170 53H171V52H170ZM225 53H226V52H225ZM43 54L45 55V53H43ZM50 54H51V53H50ZM52 54H53V53H52ZM52 54H51V55H52ZM76 54L78 55V53H76ZM106 54H107V52L105 51V52L102 53V55H100V56L102 57V59L105 58V55H106ZM148 54H149V53H148ZM155 54H156V53H155ZM171 54H172V53H171ZM8 55H9V56H8ZM41 55H42V54H41ZM47 55H48V54H47ZM57 55L59 56L60 54H57ZM83 55H84V54H83ZM107 55H108V54H107ZM149 55H150V54H149ZM173 55H174V53H173ZM184 55H185V54H184ZM30 56H34V55L31 54ZM37 56H38V54H37ZM67 56H68V55H67ZM67 56L65 55V57H67ZM73 56H74V55H73ZM156 56H157V55H156ZM175 56H178V55H175ZM182 56H183V55L181 54V57H182ZM194 56H196V55H194ZM62 57H64V54L62 55ZM65 57H64V58H65ZM74 57H75V56H74ZM79 57H80V55L77 57V59H78ZM93 57H94V58H98V57H96V56H93ZM150 57H151V56H150ZM150 57H149V58H150ZM170 57H171V56H170ZM191 57H192V56H190L189 59H190ZM55 58H57V57H55ZM59 58H61V57H59ZM179 58H180V57H179ZM182 58H184V56H183ZM237 58H238V57H237ZM240 58H241V57H239V59H240ZM243 58H244V57H243ZM247 58H248V57H247ZM44 59H45V58H44ZM53 59H54V58H53ZM61 59H62V58H61ZM61 59H60V62H61ZM79 59H80V58H79ZM102 59H101V60H102ZM175 59H177V58H175ZM41 60H43V59H41ZM48 60H49V59H47V61H48ZM51 60H52V58H51ZM56 60H57V59H56ZM65 60H66V59H65ZM67 60H68V59H67ZM67 60H66V61H67ZM70 60H72V59H70ZM169 60H170V59H169ZM169 60L167 59V61H169ZM184 60H185V58H184ZM184 60H183V61H184ZM242 60H244V59H241V62H242ZM30 61H31V60H30ZM43 61H44V60H43ZM62 61H63V60H62ZM164 61H165V59H164ZM170 61H171V64H173L172 61H174V60H170ZM177 61H178V59H177ZM181 61H182V60H181ZM181 61H179V62H181ZM183 61H182V62H183ZM235 61H237V60H235ZM248 61H249V60H248ZM248 61H247V62H248ZM49 62H50V61H48L47 63H49ZM53 62H55V64L58 63V62L56 63V61H53ZM60 62H59V63H60ZM82 62H84V61H82ZM93 62H94V61H93ZM97 62H100V61H97ZM159 62H160V61H159ZM161 62H162V64H163V61H161ZM186 62H187V61H186ZM194 62H195V60H194ZM199 62H200V61H199ZM233 62H234V61H233ZM241 62H240V63H241ZM244 62H245V61H244ZM41 63H42V62H41ZM47 63H46V64H47ZM51 63H52V62H50V64H51ZM61 63H62V62H61ZM64 63H65V62H63L62 64H64ZM168 63H170V62H167V64H168ZM184 63H185V61H184ZM245 63H246V62H245ZM245 63H244V64H245ZM21 64H22V63H21ZM25 64H26V63H25ZM30 64H31V63H30ZM44 64H45V61H44L43 65H44ZM46 64H45V65H46ZM52 64H53V63H52ZM55 64H53V65H55ZM65 64H66V63H65ZM70 64H71V63H70ZM70 64H69V65H70ZM73 64H75L76 66H78V65H81L82 63H81L80 60H79V61H73V60H72V66H73ZM84 64H85V63H84ZM99 64H100V63H99ZM99 64H97V65H99ZM104 64H105V63H104ZM106 64H108V63H106ZM156 64H157V63H155V65H156ZM158 64H160V63H158ZM195 64H196V63H195ZM195 64H194V66H195ZM197 64H198V62H197ZM241 64H243V63H241ZM244 64H243V65H244ZM43 65H42V67L45 66V65H44V66H43ZM75 65H74L73 67H75ZM173 65H174V64H173ZM178 65H180V64L178 63ZM181 65H182V64H181ZM191 65H192V64H191ZM198 65H199V64H198ZM198 65H197V66H198ZM237 65H238V64H237ZM246 65H247V64H246ZM261 65H263V64H261ZM16 66H17V65H16ZM22 66H24V65L22 64ZM31 66H32V64H31ZM35 66H36V65L34 64V67H35ZM47 66H48V65H47ZM64 66H66V65H64ZM72 66H71V67H72ZM83 66H84V65H83ZM85 66H86V65H85ZM162 66H163V65H162ZM171 66H172V65H171ZM176 66H177V65H176ZM233 66H234V65H233ZM239 66H241V65H239ZM248 66H250V65H248ZM20 67H21V66H20ZM26 67H27V66H26ZM32 67H33V66H32ZM39 67H40V66H39ZM51 67H52V66H51ZM56 67H57V66H56ZM79 67H80V66H79ZM81 67H82V66H81ZM156 67H157V66H156ZM159 67H161V65H160ZM191 67H192V66H191ZM198 67H201V66H198ZM198 67H197V68H198ZM242 67H243V66H242ZM263 67H264V65H263ZM263 67H262V68H263ZM13 68H16V67L13 66ZM13 68H12V69H13ZM17 68H18V67H17ZM17 68H16V69H17ZM37 68H38V67H37ZM47 68H49V71H50V69H52V68H50L49 66H48ZM57 68H58V67H57ZM77 68H78V67H77ZM85 68L90 69V68H88V67H85ZM161 68H162V67H161ZM161 68H160V69H161ZM171 68H172V67H171ZM171 68H170V69H171ZM192 68H193V67H192ZM197 68L194 67L193 69L196 70ZM235 68H238V67H236V64H235ZM239 68H240V67H239ZM239 68H238V69H239ZM244 68H246V67H244ZM260 68H261V66H260ZM39 69H42V68H39ZM43 69H44V68H43ZM58 69H60V66H59ZM61 69H63V68H61ZM83 69H84V67L82 68V70H79V71H82V72H83V71L86 70V69H84V70H83ZM92 69H93V65H92ZM96 69H98V70H96ZM96 69L88 70V72H91V73H90V76H91L92 78H94V77H95V78H98V77L101 76L103 73L108 72V71H112V70H113L112 67H110V66H108V65L106 66L105 69H101V68H96ZM151 69H153V68H151ZM173 69H176V68L173 67L171 70L173 71ZM187 69H188V68H187ZM189 69L191 70V68H189ZM229 69H230V68H229ZM232 69H233V67H232ZM250 69L253 70V68H249V72H250ZM255 69H256V68H255ZM258 69H259V68H258ZM9 70H10V69H9ZM20 70H21V69H20ZM32 70H33V69H32ZM46 70H47V69H46ZM64 70H65V69H64ZM66 70H67V69H66ZM163 70H164V69H163ZM178 70H179V69H178ZM200 70H201V68H200ZM226 70H227V69H226ZM236 70H237V69H236ZM252 70H251V72H252ZM256 70H257V69H256ZM261 70H262V69H261ZM36 71H37V70H36ZM36 71H33V72H36ZM54 71H55V70H54ZM58 71H59V70H58ZM174 71H175V70H174ZM183 71H184V70H183ZM197 71H199V70H197ZM228 71H229V70H228ZM237 71H238V70H237ZM237 71H236V72H237ZM239 71H240V70H239ZM242 71H243V70H242ZM11 72H12V71H11ZM30 72H31V71H30ZM77 72H78V71H77ZM82 72H81V73H82ZM86 72H87V70H86ZM187 72H189V71H186L185 74H187ZM190 72H191V71H190ZM204 72H205V71H204ZM204 72H198V73H200V74L202 75ZM224 72L226 73V71H224ZM3 73H4V72H3ZM31 73H32V72H31ZM31 73H30V75H32ZM36 73H37V72H36ZM39 73H40V72H39ZM45 73H46V72H45ZM57 73H59V72H57ZM79 73H80V72H78V74H79ZM83 73H84V72H83ZM169 73H170V72H169ZM205 73H206V72H205ZM244 73H245V72H244ZM263 73H264V71H263ZM1 74H2V73H1ZM4 74H5V73H4ZM7 74H9V73H7ZM27 74H29V72H28ZM27 74H26V75H27ZM47 74H48V73H47ZM51 74H53V73L51 72ZM93 74H94L95 76H93ZM98 74H99V75H98ZM183 74H184V73H183ZM196 74H197V73H196ZM206 74H207V73H206ZM206 74H205V75H206ZM223 74H224V73H223ZM227 74H228V72H227ZM254 74H255V73H254ZM261 74H262V73H261ZM26 75H25V76H26ZM55 75H56V74H55ZM65 75H66V74H65ZM67 75H68V74H67ZM76 75H77V74H76ZM76 75H75V76H76ZM96 75H97V76H96ZM191 75H192V78H193V76H194L195 74H194V75L191 74ZM229 75H230V74H229ZM229 75H228V76H229ZM234 75H236V74H234ZM256 75H257V73H256ZM256 75H255V76H256ZM263 75H264V74H263ZM5 76H6V75H5ZM27 76H28V75H27ZM27 76H26V77H27ZM45 76H46V75H45ZM47 76H48V75H47ZM50 76H52V75H50ZM169 76H170V75H169ZM171 76H172V75H171ZM182 76H183V75H182ZM185 76H186V75H184V77H185ZM189 76H190V75H189V73H188L187 78H188ZM195 76H196V75H195ZM195 76H194V77H195ZM225 76H226V74H225ZM48 77H49V76H48ZM54 77H55V76H54ZM78 77H79V76H78ZM159 77H160V75H159ZM190 77H191V76H190ZM219 77H220V76H219ZM232 77H233V75H232ZM234 77H235V76H234ZM234 77H233V78H234ZM238 77H239V76H238ZM263 77H264V76H263ZM61 78H62V77H61ZM61 78H60V79H61ZM161 78H162V77H161ZM168 78H169V77H168ZM171 78H172V77H170V79H171ZM178 78H179V77H178ZM235 78H236V77H235ZM240 78H241V77H240ZM257 78H258V77H257ZM12 79H13V78H12ZM63 79H64V78H63ZM63 79H62V80H63ZM65 79H66V78H65ZM76 79H77V77H76ZM188 79H189V78H188ZM190 79H191V78H190ZM195 79H196V78H195ZM258 79H260V78H258ZM2 80H6V79H3V78H2ZM7 80H8V78H7ZM7 80H6V81H7ZM138 80H139V79H138ZM152 80H153V79H152ZM163 80H165V79H163ZM166 80H167V78H166ZM166 80H165V81H166ZM173 80H174V78H173ZM175 80H176V79H175ZM180 80H181V76H180ZM186 80H187V79L185 78L184 81H186ZM12 81H13V80H12ZM85 81H90V80H85ZM159 81L161 82V80H159ZM187 81H188V80H187ZM191 81H193V79H192ZM233 81H234V79H233ZM0 82H2V81L0 80ZM7 82H8V81H7ZM13 82H14V81H13ZM17 82H18V81H17ZM19 82H20V81H19ZM60 82H62V81H60ZM63 82H64V80H63ZM67 82H68V81H67ZM69 82H70V81H69ZM163 82H164V81H163ZM163 82H162V83H163ZM167 82H168V81H167ZM177 82H178V81H177ZM179 82H180V81H179ZM181 82H182V81H181ZM181 82H180V83H181ZM237 82H238V81H237ZM3 83H4V82H3ZM10 83H11V81H10ZM10 83H9V84H10ZM150 83H151V80H150ZM152 83H153V82H152ZM157 83H158V82H157ZM190 83L192 84L193 82H190ZM190 83H189V85H190ZM194 83H195V80H194ZM262 83H263V82H261V84H260L261 86H262ZM4 84H5V83H4ZM7 84H8V83H7ZM17 84H18V83H17ZM63 84H64V83H63ZM67 84H68V83H67ZM153 84H154V83H153ZM176 84H177V83H176ZM200 84H201V82H200ZM5 85H6V84H5ZM19 85H20V84H19ZM154 85H155V84H154ZM157 85H158V84H156V87H157ZM161 85H162V84H161ZM174 85H175V84H174ZM174 85H173V86H174ZM177 85H178V84H177ZM189 85H188V86H189ZM196 85H197V84H196ZM238 85H239V84H238ZM1 86H2V85H1ZM11 86H13V85L11 84ZM11 86H10V87H11ZM65 86L67 87V85H65ZM169 86H170V85H169ZM175 86H176V85H175ZM182 86H184V85L182 84ZM182 86H181V87H182ZM185 86H187V85H185ZM190 86H191V85H190ZM263 86H264V84H263ZM3 87H4V86H3ZM21 87H22V86H21ZM61 87H62V86H61ZM71 87H72V86H71ZM161 87H162V86H161ZM161 87H160V89H161ZM197 87H198V86H197ZM239 87H240V86H239ZM26 88H27V87H26ZM63 88H64V87H63ZM67 88H70V87H67ZM67 88H66V89H67ZM150 88H152V87L150 86ZM158 88H159V86H158ZM163 88H164V87H163ZM163 88H162V90H163ZM168 88H169V87H168ZM175 88L177 89V86H176ZM189 88H190V87H189ZM189 88H188V89H189ZM192 88H194V86H192ZM192 88H190V89H192ZM0 89H1V88H0ZM17 89H19V87H18ZM165 89H167V88H165ZM170 89H171V87H170ZM176 89H175V90H176ZM186 89H187V88H186ZM196 89H197V88H195V90H196ZM208 89H209V88H208ZM210 89H212V88H210ZM213 89H214V88H213ZM259 89H260V88H259ZM12 90H13V89H12ZM19 90H20V89H19ZM28 90H29V89H28ZM173 90H174V89H173ZM175 90H174V91H175ZM177 90H180V89H177ZM240 90H241V92H242V89H240ZM25 91H26V90H25ZM166 91H169V89H167ZM193 91H194V89H193ZM212 91H214V90H212ZM225 91H226V90H225ZM227 91H228V90H227ZM237 91H238V90H237ZM261 91H263V88H262ZM261 91H260V92H261ZM18 92H20V91H18ZM170 92L172 93V91H170ZM170 92H169V93H170ZM175 92H177V91H175ZM175 92H174V93H175ZM179 92H180V91H179ZM183 92H184V91H183ZM191 92H192V90H191ZM221 92H223V91L221 90ZM221 92H220V93H221ZM188 93H190V92H188ZM193 93H194V92H193ZM206 93H207V92H206ZM210 93H211V92H210ZM216 93H218V92L216 91ZM236 93H237V92H236ZM242 93H243V92H242ZM261 93H262V92H261ZM263 93H264V92H263ZM20 94H21V93H20ZM23 94H25V93H23ZM26 94H29V92H27ZM176 94H177V93H176ZM223 94L225 95L226 93H223ZM239 94H241V93H239ZM239 94H238V95H239ZM244 94H245V92H244ZM171 95H172V94H171ZM189 95H191V94H189ZM261 95H262V94H261ZM6 96H7V95H6ZM6 96H5V97H6ZM167 96H168V95H167ZM175 96H176V95H175ZM192 96H193V95H192ZM192 96H191V97H192ZM207 96H209V95L207 94ZM210 96H212V93H211ZM241 96H242V95H241ZM263 96H264V94H263ZM171 97H172V96H171ZM178 97H179V96H178ZM181 97H182V96H181ZM185 97H186V95H185ZM236 97H237V95H236ZM174 98H176V97H174ZM182 98H183V97H182ZM239 98H240V96H239ZM241 98H242V97H241ZM0 99H1V98H0ZM180 99H181V98H180ZM166 100H167V102H168L170 99H169V100L166 99ZM174 100H175V99H174ZM174 100H171V101H174ZM176 100H177V99H176ZM176 100H175V101H176ZM183 100H184V99H183ZM183 100H182V101H183ZM188 100H189V98H188ZM260 100H261V99H260ZM1 101H2V100H1ZM5 101H6V100H5ZM7 101H8V100H7ZM7 101H6V102H7ZM11 101H12V100H11ZM30 101H31V102H34L35 99H34V98H30ZM177 101H179V100H177ZM182 101H180V102H182ZM185 101H186V99H185ZM3 102H4V101H3ZM162 102H164V101H162ZM188 102H189V101H188ZM1 103H2V102H1ZM9 103H10V102H9ZM9 103H8V104H9ZM12 103H14V102L12 101ZM183 103H184V102H183ZM190 103H191V102H190ZM223 103H224V102H223ZM4 104H6V103H4ZM176 104H177V102H176ZM176 104H174L175 107H176ZM188 104H189V103H188ZM192 104H193V103H192ZM2 105H3V104H2ZM172 105H173V104H172ZM183 105H184V104H183ZM183 105H182V106H183ZM197 105H198V104H197ZM22 106H23V105H22ZM177 106H178V104H177ZM9 107H10V106H9ZM180 107H181V105H180ZM183 107H184V106H183ZM189 107H190V106H189ZM191 107H193V105H192ZM220 107H221V105H220ZM222 107H223V106H222ZM226 107H227V106H226ZM1 108H2V107H1ZM4 108H5V107H4ZM10 108H11V107H10ZM10 108H9V109H10ZM194 108H195V107H194ZM197 108H199V107H197ZM200 108H201V107H200ZM227 108H228V107H227ZM29 109L34 110V109L28 107V103H27V101H26V102L24 103V106L21 107L20 110H19V112L16 113V117H17V120H18L19 122H21V123L24 124V123H27V120L29 121V119H28L29 117L26 116V113H28V112L30 111ZM174 109H175V108H174ZM182 109H184V108H181V111H182ZM224 109H225V108H224ZM147 110H148V109H147ZM176 110H178V109L176 108ZM184 110H185V109H184ZM197 110H198V109H197ZM229 110H230V109H229ZM0 111H2V110L0 109ZM13 111H14V110H13ZM181 111H180V112H181ZM192 111L194 112V109H192ZM200 111H202V110H200ZM204 111H205V110H204ZM204 111H203V112H204ZM183 112H184V111H183ZM190 112H191V111H190V109H189V113H190ZM198 112H199V111H198ZM205 112H206V111H205ZM205 112H204V113H205ZM6 113H8V111H7ZM13 113H14V112H13ZM29 113H30V112H29ZM191 113H192V112H191ZM199 113H200V112H199ZM201 113H202V112H201ZM10 114H11V113H10ZM33 114H34V113H33ZM36 114H37V113H36ZM36 114H35V115H36ZM181 114H182V113H181ZM184 114H185V113H184ZM194 114H195V113H193V115H194ZM0 115H1V114H0ZM28 115H29V114H28ZM38 115H39V114H38ZM190 115H191V114H190ZM197 115H198V114H197ZM201 115H202V114H201ZM201 115H200V116H201ZM1 116H3V115H1ZM14 116H15V114H14ZM39 116H40V115H39ZM42 116H43V115H42ZM44 116H45V115H44ZM181 116H182V115H181ZM195 116H196V114H195ZM40 117H41V116H40ZM51 117H52V116H51ZM188 117H190V116H188ZM191 117H192V116H191ZM13 118H14V117H13ZM33 118L35 119V117H33ZM37 118H38V117H37ZM42 118H43V117H42ZM178 118H179V116H176L175 119L177 120ZM185 118H186V116H185ZM193 118H194V117H193ZM175 119H173V120H175ZM179 119H181V117H180ZM182 119H183V117H182ZM6 120H7V118H6ZM35 120H36V119H35ZM176 120H175V121H176ZM191 120H192V118H191ZM12 121H13V120H12ZM170 121H172V120H170ZM39 122H40L41 125H44V122L46 123V120H45V119H42V120L39 121ZM48 122H49V121H48ZM143 122H144V121H143ZM173 122H174V121H173ZM176 122H177V121H176ZM193 122H195V120H194ZM200 122H201V121H200ZM218 122H219V121H218ZM4 123H5V122H4ZM6 123H7V122H6ZM37 123H38V122H37ZM37 123H36V124H37ZM144 123H145V122H144ZM181 123H185V122L183 121V122H181ZM187 123H188V122H187ZM189 123H190V122H189ZM216 123H217V122H216ZM7 124H8V123H7ZM7 124H6V125H7ZM17 124L19 125L20 123L17 122ZM47 124H48V123H47ZM85 124H86V123H85ZM85 124H84V126H85ZM87 124H88L87 126L90 127V130H92L94 133L97 131V130L93 129L92 126H91L89 123H87ZM141 124H142V123H141ZM149 124H151V123H149ZM196 124L198 125V124H199V121H198ZM202 124H203V123H202ZM2 125H3V124H2ZM10 125H12V123H11ZM13 125H14V123H13ZM38 125H39V124H37V126H38ZM48 125H49V124H48ZM190 125H191V123H190ZM194 125H195V124H194ZM16 126H17V125H16ZM16 126H15V127H16ZM20 126H21V125H20ZM22 126H23V125H22ZM25 126H26V124H25ZM149 126H150V125H149ZM171 126H172V125H171ZM173 126L176 127L175 124H174ZM182 126H183V125H182ZM200 126H202V125H200ZM4 127H6V126H3V129H4ZM7 127H8V126H7ZM11 127H12V126H11ZM23 127H24V126H23ZM35 127H36V126H35ZM40 127H41V126H40ZM51 127H52V126H51ZM177 127H178V126H177ZM187 127H188V126H187ZM192 127L194 128V126H192ZM195 127H197V126H195ZM9 128H10V127H9ZM21 128H22V127H21ZM171 128H173V127H171ZM182 128H183V127H182ZM182 128H181V129H182ZM185 128H186V127H185ZM189 128H190V127H189ZM197 128H198V127H197ZM208 128H209V127H208ZM22 129H23V128H22ZM22 129H20V130H22ZM35 129H36V128H35ZM37 129H38V127H37ZM53 129H54V128H53ZM109 129H110V128H109ZM109 129H108V130H109ZM186 129H187V128H186ZM186 129H185V130H186ZM199 129H200V128H199ZM259 129H261V127H260ZM259 129H258V130H259ZM262 129H263L262 131H264V128H262ZM15 130H16V128H15ZM18 130H19V128H18ZM57 130H58V129H57ZM104 130H105V129H104ZM111 130H112V128H111ZM183 130H184V129H183ZM183 130H182V131H183ZM187 130H188V129H187ZM187 130H186V131H187ZM24 131H25V130H24ZM28 131H29V130H28ZM86 131H87V130H86ZM105 131H106V130H105ZM174 131H176V129H175ZM182 131H181V132H182ZM4 132H5V131H4ZM29 132H30V131H29ZM84 132H85V130H84ZM103 132H104V131H103ZM8 133H9V130H8ZM17 133H20V132H17ZM175 133H176V132H175ZM178 133H180V132H178ZM182 133H184V131H183ZM260 133H261V131H260ZM6 134H7V133H6ZM12 134H13V133H12ZM99 134H100V133H99ZM104 134H105V135H108V134H109V131H108L107 133L104 132ZM173 134H174V133H173ZM180 134H181V133H180ZM0 135H1V134H0ZM8 135H9V134H8ZM14 135L17 136V134H14ZM25 135H26V134H25ZM9 136H10V135H9ZM16 136H15V137H16ZM27 136H28V135H27ZM41 136H43V135H41ZM98 136H99V135H98ZM174 136H175V135H174ZM174 136H173V137H174ZM2 137H3V136H2ZM29 137H30V136H29ZM46 137H47V136H46ZM50 137H51V136H50ZM52 138H53V137H52ZM59 138H60V137H59ZM59 138L57 139V141H60ZM98 138H99V137H98ZM106 138H107V137H106ZM125 138H126V137H125ZM171 138H172V137H171ZM240 138H241V137H240ZM242 138H243V137H242ZM14 139H15V138H14ZM14 139H13V140H14ZM168 139H169V138H168ZM244 139H245V138H244ZM6 140H7V139H6ZM8 140H9V139H8ZM8 140H7V141H8ZM51 140H52V139H51ZM53 140H54V139H53ZM103 140H104V138H103ZM106 140H107V139H106ZM170 140H171V139H170ZM172 140H173V139H172ZM7 141H6V143H7ZM19 141L21 142L22 140H19ZM57 141H56V142H57ZM242 141H244V140H242ZM11 142H12V141H11ZM11 142H10V143H11ZM24 142H25V141H24ZM46 142H47V141H46ZM61 142H62V141H61ZM103 142H104V141H103ZM105 142H106V141H105ZM118 142H119V141H118ZM118 142H117V143H118ZM139 142H140V141H139ZM160 142H161V141H160ZM169 142H170V141H169ZM263 142H264V141H263ZM10 143H9V144H10ZM21 143H22V142H21ZM21 143H20V144H21ZM53 143H54V142H53ZM57 143H58V142H57ZM59 143H60V142H59ZM59 143H58V144H59ZM85 143H86V142H85ZM97 143H98V142H97ZM140 143H141V142H140ZM140 143H138V144L140 145ZM161 143H162V142H161ZM260 143H262V141H261ZM44 144H45V143H44ZM22 145H23V144H22ZM28 145H30V144H28ZM48 145H49V144H48ZM54 145H55V144H54ZM93 145H94V144H93ZM134 145H135V144H134ZM141 145H142V144H141ZM158 145H159V144H158ZM169 145H170V143H169ZM174 145H175V143L173 144V146H174ZM18 146H19V145H18ZM31 146H32V145H31ZM45 146L48 147L47 145H45ZM58 146H59V145H58ZM156 146H157V145H156ZM19 147H20V146H19ZM22 147H23V146H22ZM43 147H44V146H43ZM89 147H90V145H89ZM174 147H175V146H174ZM257 147H258V146H257ZM260 147H263L262 144H261ZM26 148H27V146H26ZM39 148H40V147H39ZM52 148H53V147L51 146V149H52ZM168 148H169V146H168ZM258 148H259V147H258ZM32 149H33V148H32ZM35 149H36V148H35ZM56 149H57V147H56ZM58 149H59V148H58ZM60 149H61V148H60ZM88 149H90V152H92V151L94 150V148H92V147H91V148H88ZM254 149H255V148H254ZM259 149H260V148H259ZM263 149H264V148H263ZM17 150H18V149H17ZM19 150H20V149H19ZM19 150H18V151H19ZM25 150H26V149H25ZM30 150H31V149H30ZM41 150H42V149H41ZM86 150H87V149H86ZM108 150H109V149H108ZM255 150H257V149H255ZM28 151H29V150H28ZM32 151H33V150H32ZM37 151H38V149H37ZM37 151H36V152H37ZM39 151H40V150H39ZM46 151H47V150H46ZM51 151H52V150H51ZM58 151H59V150H58ZM105 151H107V150H105ZM150 151H151V150H150ZM261 151H262V150H261ZM12 152H13V151H12ZM54 152H56V151H54ZM59 152H60V151H59ZM59 152H58V153H59ZM145 152H146V151H145ZM236 152H237V151H236ZM240 152H241V151H240ZM243 152H244V151H243ZM34 153H35V152H34ZM52 153H53V152H52ZM52 153H51V154H52ZM58 153H57V154H58ZM95 153H96V151H95ZM102 153L105 154L104 152H102ZM139 153H140V152H139ZM153 153H154V152H153ZM173 153H174V152H173ZM241 153H242V152H241ZM254 153H256V152H253V154H254ZM257 153H259V151H258ZM257 153H256V154H257ZM260 153H262V152H260ZM260 153H259V154H260ZM0 154H1V153H0ZM21 154H22V153H21ZM28 154H30V153H28ZM37 154H38V153H37ZM39 154H40V152H39ZM42 154H43V153H42ZM48 154H50V153H48ZM51 154H50V155H51ZM60 154H61V153H60ZM110 154H111V153H110ZM119 154H120V153H118V155H119ZM174 154H175V153H174ZM234 154H236V153H234ZM234 154H233V155H234ZM259 154H258V155H259ZM22 155H23V154H22ZM32 155H33V153H32ZM34 155H35V154H34ZM53 155H54V153H53ZM112 155H113V153H112ZM112 155H111V156H112ZM145 155H146V154H145ZM170 155H171V154H170ZM170 155H167V156H170ZM233 155H232V156H233ZM241 155H242V154H241ZM245 155H246V154H245ZM258 155H256V156H258ZM19 156H20V155H19ZM24 156H25V155H24ZM41 156H42V155H41ZM41 156H40V157H41ZM121 156H122V155H121ZM156 156H157V155H156ZM235 156H237V155H235ZM243 156H244V155H243ZM256 156H255V158H256ZM142 157H143V156H142ZM152 157H153V156H152ZM165 157H166V156H165ZM178 157H179V156H178ZM241 157H242V156H241ZM241 157H240V158H241ZM253 157H254V156H253ZM23 158H24V157H23ZM26 158H27L26 160H28V161H30V160L32 161V160H33V158H31V157H27V156H26ZM43 158H44V157H43ZM53 158H54V156H53ZM55 158H56V157H55ZM55 158H54V159H55ZM154 158H155V157H154ZM160 158H161V157H160ZM232 158H233V157H232ZM232 158H231V159H232ZM238 158H239V156H238ZM242 158H243V157H242ZM242 158H241V159H242ZM16 159H17V158H16ZM54 159H53V160H54ZM59 159H61V158H59ZM126 159H128L127 161H129V160L131 159V157H126ZM167 159H168V158H167ZM167 159H166V160H167ZM231 159H230V160H231ZM17 160L19 161V159H17ZM40 160H41V159H40ZM45 160H46V159H45ZM48 160H49V159H48ZM50 160H51V159H50ZM55 160H58V158L55 159ZM55 160H54V161H55ZM163 160H164V159H163ZM237 160H238V159H237ZM34 161H35V160H34ZM151 161H152V160H151ZM155 161H156V160H155ZM13 162H14V161H13ZM13 162H12V164H11V162H10V164L8 165V167L6 166L7 169H8V170H6V171H9L11 174H12V172L20 171V169H18V166H19V167L21 166V164H20L19 162L15 161L14 164H13ZM38 162H40V161H38ZM41 162H42V161H41ZM44 162H45V161H44ZM46 162H47V160H46ZM46 162H45V163H46ZM52 162H53V161H52ZM123 162H124V161H123ZM146 162H147V161H146ZM239 162H240V161H239ZM4 163H5V161L3 162V166H5ZM18 163H19V165H18ZM25 163H26V162H25ZM54 163H55V162H54ZM56 163H57V162H56ZM56 163H55V164H56ZM66 163H67V162H66ZM150 163H151V162H150ZM155 163H156V162H155ZM159 163H160V162H158L157 165H158ZM50 164H51V163H50ZM50 164L48 163V165H50ZM61 164H62V163H61ZM61 164H60V165H61ZM73 164H74V163H73ZM17 165H18V166H17ZM28 165H29V163H28ZM37 165H38V164H37ZM39 165H40V164H39ZM42 165H43V164H41L40 167H42ZM56 165H57V164H56ZM58 165H59V162H58ZM60 165H59V166H60ZM62 165H63V164H62ZM69 165H70V164H69ZM74 165H75V164H74ZM74 165H73V167H75L74 170H75V169L77 170L78 165H75V166H74ZM160 165H161V164H159V166H157V168L160 167ZM164 165H165V164H164ZM164 165H163V166H164ZM217 165H218V164H217ZM22 166H23V165H22ZM30 166H31V165H30ZM50 166H51V165H50ZM66 166H67V165H66ZM219 166H220V164H219ZM26 167H27V166H26ZM45 167H46V166H45ZM45 167H44V168H45ZM67 167H68V166H67ZM69 167H70V166H69ZM71 167H72V166H71ZM109 167H110V166H109ZM111 167H112L114 170H116V171H114V172H119V173H121V174H123V175H124V173H125L126 175H127V174H133V175H135L134 179L137 177L136 175L140 174L139 172H140L141 170H147V171H148L150 168H152V167H150V164H149V166H148V167H150V168H148V169H146V167L143 168L142 165H139V167L137 168V170H135V169H136L135 166H133V165H125V164H124V166H115V167L111 166ZM153 167H155V166H153ZM220 167H221V166H220ZM33 168H34V170H35L36 167L33 166ZM46 168H48V166H47ZM51 168H52V167H51ZM57 168H58V166H57ZM60 168H61V167H60ZM65 168H66V167H65ZM182 168H183V167H182ZM216 168H217V167H216ZM0 169H2V168L0 167ZM48 169H49V168H48ZM69 169H70V168H69ZM79 169H80V168H79ZM3 170H4V169H3ZM30 170H31V168H30ZM38 170H39V169H37V171H38ZM43 170H44V169H43ZM46 170H47V169H46ZM50 170H51V169H50ZM152 170H153V169H151L150 172H151ZM154 170H155V169H154ZM178 170H179V169H178ZM218 170H219V167H218L217 171H218ZM239 170H240V169H239ZM263 170H264V169H263ZM31 171H33V169H32ZM39 171H41V170H39ZM44 171H45V170H44ZM56 171H58V170H56ZM69 171H70V170H69ZM186 171H187V170H186ZM231 171H232V170H231ZM242 171H243V170H242ZM25 172H26V170L23 168L22 173H25ZM48 172H49V171H48ZM48 172H47V173H48ZM51 172H52V171H51ZM53 172H55V171H53ZM53 172H52V173H53ZM65 172H66V171H65ZM76 172H77V171H76ZM76 172H75V173H76ZM154 172H155V171H154ZM154 172H153L152 174L150 173L151 175H150V174H146L147 172H145V174L143 175V176H144L143 178H145V175H146V176H150V177L148 178V179H149V182L145 183L146 185H145V187L143 188V189H144V192H142V193L139 192L140 194L137 193V195L133 194V195H134V196L132 195L133 197H132L131 194H130V196L132 197L131 199L133 200L132 208L136 207V208H139L140 210H141V209H146V208H148V207H150V206H154V205H155V204L152 205V204H153V203H152L153 201L156 202V201L158 200V202H159L160 198L158 199L157 194H156V195L153 194V191L150 190V189L153 190L152 185L155 184L154 182L157 181V177H158V176H156V175H159V173H160L159 171L156 172V173H154ZM170 172H171V171H170ZM178 172H179V171H178ZM229 172H230V171H229ZM0 173H2V172H0ZM22 173H21V174H22ZM27 173H28V172H27ZM32 173H33V172H32ZM32 173L29 172L28 174H29V175H32ZM42 173H43V171H42ZM42 173H41V174H42ZM45 173H46V172H45ZM52 173H51V174H52ZM57 173H58V172H57ZM71 173H72V171L70 172V174H71ZM193 173H194V172H193ZM195 173H196V172H195ZM239 173H240V171H239ZM13 174H14V173H13ZM18 174H19V173H18ZM21 174H20V175H21ZM41 174H40V175H41ZM77 174H78V173H77ZM170 174H172V173H170ZM174 174H175V173H174ZM197 174H198V173H197ZM200 174H201V173H200ZM4 175H5V174H4ZM43 175H44V174H43ZM52 175H54V174H52ZM52 175H51V176H52ZM56 175H57V174H56ZM123 175H122V176H123ZM177 175H178V174H177ZM189 175H190V172H189ZM189 175H188V176H189ZM192 175H193V174H192ZM192 175H191V176H192ZM198 175H199V174H198ZM225 175H227V174H225ZM230 175H231V174H230ZM5 176H6V175H5ZM35 176H36V175H35ZM45 176H46V175H45ZM45 176L42 177V179L45 178ZM54 176H55V175H54ZM70 176H71L72 178H68V179L66 180V182H68V183L70 182V181H68V180H71V179L74 180L73 176H72V175H70ZM114 176H115V175H114ZM163 176H165V175H163ZM167 176H168V175H167ZM167 176H166V177H167ZM175 176H176V175H175ZM175 176L173 175L174 178H175ZM178 176H179V175H178ZM181 176H182V175H181ZM184 176H185V175H184ZM188 176L186 175L187 178H188ZM194 176H195V175H194ZM47 177H48V176H47ZM61 177H62V176H61ZM66 177H68V176H66ZM75 177H76V175H75ZM78 177H79V176H78ZM119 177H120V175H119ZM127 177H128V175H127ZM130 177H131V176H130ZM176 177H177V176H176ZM224 177H226V176H224ZM224 177H223V178H220L219 181L221 182V179L224 180ZM263 177H264V176H263ZM0 178H1V177H0ZM11 178H12V177H11ZM25 178H26V177H25ZM35 178H36V177H35ZM37 178H38V176H37ZM39 178H40V177H39ZM51 178H52V177H51ZM58 178H59V177H58ZM63 178H64V176L61 178V180H64ZM83 178H85V177H83ZM116 178H117V177H116ZM137 178H139V177H137ZM137 178H136V179H137ZM146 178H147V177H146ZM161 178H162V177H161ZM179 178H180V176H179ZM187 178H186V179H187ZM26 179H27V178H26ZM65 179H66V178H65ZM76 179H78V178H76ZM141 179H142V178H141ZM183 179H184V178H183ZM258 179H259V178H258ZM260 179H261V176H260ZM23 180H24V179H23ZM30 180H31V178L29 179V181H30ZM34 180H36V179H34ZM37 180H38V179H37ZM50 180H51V179H50ZM59 180H60V178H59ZM61 180H60V182H61ZM142 180H143V179H142ZM158 180H159V179H158ZM164 180H165V178H163V182H164ZM223 180H222V181H223ZM231 180H232V179H231ZM261 180H262V179H261ZM8 181H9V179L7 180V182H8ZM57 181H58V180H57ZM78 181H80V180L78 179ZM122 181H123V179H122ZM122 181H121V183H124V182H122ZM165 181H166V180H165ZM177 181H178V179H177ZM180 181H181V179H180ZM256 181H257V180H256ZM86 182H87V181H86ZM138 182H140V181H138ZM144 182H145V181H144ZM161 182H162V181H161ZM161 182H160V183H161ZM170 182H171V181H170ZM223 182H226V181H223ZM228 182H230V181H228ZM258 182H259V181H258ZM4 183H5V182H4ZM4 183H3V185L6 184V183H5V184H4ZM23 183H24V182H23ZM25 183H26V181H25ZM27 183H28V182H27ZM33 183H34V182H33ZM33 183H32V184H33ZM42 183H43V186H44V183H45V182H42ZM49 183H50V182H49ZM57 183H58V182H57ZM82 183H83V182H82ZM149 183L152 184V185L150 186ZM156 183H157V182H156ZM158 183H159V182H158ZM260 183H261V182H259V184H260ZM262 183H263V182H262ZM35 184H36V183H35ZM46 184H47V182H46ZM54 184H55V182H54ZM65 184H67V183H65ZM75 184H76V183H75ZM126 184H127V183H126ZM165 184H166V183H164V185H165ZM256 184H258V183H256ZM7 185H8V184H7ZM16 185H17V184H15V187H16ZM25 185H26V184H25ZM29 185H31V184H29ZM29 185H28V186H29ZM48 185H49V184H48ZM68 185L71 186L70 184H68ZM158 185L160 186V184H158ZM224 185H225V184H224ZM1 186H2V185H1ZM37 186H38V185H37ZM54 186H55V185H54ZM58 186H59V183H58ZM60 186H61V183H60ZM65 186H66V185H65ZM69 186L67 187L68 189L70 188ZM79 186H80V185H79ZM81 186H82V185H81ZM126 186H128V185H126ZM149 186H150V187H149ZM154 186H155V185H154ZM193 186H195V185H193ZM193 186H192V187H193ZM257 186H258V185H257ZM33 187H34V185H33ZM33 187H32V188H33ZM45 187H46V186H45ZM51 187H53V186H51ZM61 187H62V186H61ZM72 187H73V184H72ZM72 187H71V188H72ZM74 187H75V186H74ZM120 187H121V186H120ZM122 187H123V186H122ZM254 187H255V185H254ZM260 187H261V186H260ZM262 187H263V185H262ZM26 188H27V187H26ZM41 188H42V187H41ZM49 188H50V187H49ZM75 188H76V187H75ZM128 188H129V187H128ZM160 188H161V187H160ZM184 188H186V186H185ZM187 188H188V187H187ZM187 188H186V189H187ZM193 188H194V187H193ZM34 189H35V188H34ZM50 189H51V188H50ZM122 189H123V188H122ZM143 189H142V190H143ZM158 189H159V188L157 187V193H158V191L162 190V189H159V190H158ZM164 189H165V188H163V191H164ZM53 190H54V189H53ZM183 190H184V189H183ZM183 190H181V192H182ZM188 190H189V188H188ZM1 191H2V190H1ZM11 191H13V189H12ZM18 191H19V189H18ZM24 191H25V189H24ZM31 191H32V189H31ZM34 191H35V190H34ZM155 191H156V190H155ZM196 191L199 192L198 190H196ZM6 192H7V191H6ZM21 192H22V191H21ZM25 192H27V191H25ZM39 192H40V190H39ZM56 192H57V191H56ZM164 192H165V191H164ZM186 192H187V191H186ZM8 193H9V192H8ZM18 193H19V195H21L20 192H18ZM31 193H32V192H31ZM35 193H36V192H35ZM43 193H44V192H43ZM45 193H46V192H45ZM50 193H51V192H50ZM52 193H53V192H52ZM58 193H59V192H58ZM162 193H163V192H162ZM166 193H167V192H165V193L162 194V195L165 196ZM176 193L178 194V191H177ZM187 193L189 194V192H187ZM26 194H27V193H26ZM37 194H38V193H37ZM40 194H41V193H40ZM128 194H129V193H128ZM159 194H160V192H159ZM177 194H176V195H177ZM185 194H186V193H185ZM188 194H187V195H188ZM197 194H199V193H197ZM9 195H10V194H9ZM16 195H18V194H16ZM41 195H42V194H41ZM55 195H56V193H55ZM57 195H58V194H57ZM118 195H119V194H118ZM118 195H117V194L110 195V196H109L110 202H112L111 200H113V201L116 200V201H118V202L120 201L119 206H122L121 209H120V211H121L120 214H121V215H123V214L125 215V214L127 213L128 209H129V207L127 208V206H126L127 204L123 203V202H122V199H121L120 196H118ZM126 195H127V194H126ZM126 195H124V196H126ZM154 195H155L156 197H155ZM172 195H174V194H172ZM172 195H170V196L173 197ZM179 195L182 196L181 193H180ZM179 195H178V196H179ZM192 195H194V194H192ZM195 195H196V194H195ZM1 196H2V195H1ZM1 196H0V197H1ZM26 196L29 198V194L26 195ZM35 196H37V195H35ZM45 196H46V194H45ZM59 196H60V195H59ZM164 196H163L162 198H165ZM178 196H177V197H178ZM205 196H206V195H205ZM227 196H228V195H226L225 197H227ZM12 197H13V196H12ZM18 197H19V196H18ZM43 197H44V196H43ZM48 197H49V196H48ZM84 197H88V195L85 194ZM154 197H155V200L153 199ZM168 197H169V196H168ZM192 197H193V196H192ZM195 197H196V196H195ZM199 197H200V196H199ZM203 197H204V196H203ZM61 198H62V197H61ZM61 198H60V200H61ZM122 198H123V195H122ZM126 198H127V197H126ZM178 198H179V197H178ZM193 198H194V197H193ZM17 199H18V198H17ZM20 199H21V198H20ZM25 199H26V197H25ZM38 199H39V198H38ZM40 199H41V197H40ZM42 199H43V198H42ZM42 199H41V200H42ZM58 199H59V197L57 198V200H58ZM62 199H63V198H62ZM174 199H175V198H174ZM191 199H192V198H191ZM200 199H202V198H200ZM203 199H204L205 201H207L205 198H203ZM10 200H11V199H10ZM57 200H56V201H57ZM60 200H59V201H60ZM63 200H64V199H63ZM162 200H163V199H162ZM165 200H167V199H165ZM170 200H171V199H170ZM204 200H203V201H204ZM8 201H9V200H8ZM16 201H17V200H16ZM33 201H34V200H33ZM43 201H44V200H43ZM54 201H55V199H54ZM64 201H65V200H64ZM116 201H115V202H116ZM123 201H124V199H123ZM12 202H13V201H12ZM14 202H15V200H14ZM30 202H32V199H31ZM47 202L49 203L50 201H47ZM69 202H70V200H69ZM71 202H72V201H71ZM71 202H70V203H71ZM130 202H131V201H130ZM163 202H164V201H163ZM169 202H170V201H169ZM172 202H173V201H172ZM180 202H181V201H180ZM182 202H183V201H182ZM21 203H22V202H21ZM33 203H34V202H33ZM45 203H46V201H45ZM50 203H51V202H50ZM50 203H49V204H50ZM67 203H68V202H67ZM165 203H166V202H164V204H165ZM184 203H185V201H184ZM5 204H6L5 206H7V205H10V206H11V205H12V203H7V202H6ZM13 204H14V203H13ZM25 204H26V202H25ZM35 204H36V203H35ZM39 204H40V205H39ZM39 204H38L39 206H41V204L43 205V203H39ZM54 204H55V203H54ZM56 204H57V203H56ZM62 204H63V203H62ZM74 204H75V203H74ZM156 204H157V203H156ZM162 204H163V203H162ZM168 204H169V203H168ZM182 204H183V203H182ZM199 204H200V203H199ZM0 205H1V204H0ZM44 205H45V204H44ZM52 205H53V203H52ZM169 205H170V204H169ZM169 205H168V206H169ZM171 205H173V204H171ZM194 205H195V204H194ZM194 205H193V206H194ZM196 205H197V204H196ZM2 206H3V205H2ZM14 206H15V205H14ZM22 206H23V205H22ZM24 206H25V205H24ZM29 206H30V204H29ZM34 206H35V205H34ZM45 206H46V205H45ZM45 206H43V207H45ZM54 206H56V205H54ZM70 206H71V205H70ZM160 206H161V205H160ZM162 206H163V205H162ZM174 206H175V205H174ZM183 206H184V205H183ZM197 206L199 207V205H197ZM197 206H196V207H197ZM200 206H202V205H200ZM7 207H8V206H7ZM19 207H20V206H19ZM60 207H61V206H60ZM62 207H63V206H62ZM64 207H65V206H64ZM67 207H68V206H67ZM67 207H65V208L67 209ZM74 207H75V206H74ZM166 207H167V205L165 206V208H166ZM3 208H4V207H3ZM3 208H2V209H3ZM46 208H47V206H46ZM46 208H45V210H46ZM51 208H52V206H51ZM65 208H64V209H65ZM163 208H164V206H163ZM165 208H164V210H165ZM167 208H168V207H167ZM170 208H171V207H170ZM173 208H174V207H173ZM173 208H171V210H172ZM191 208H192V207H191ZM193 208L196 209L195 206H194ZM193 208H192V209H193ZM4 209H5V208H4ZM11 209H12V208H10V210H11ZM22 209H23V208H22ZM22 209L20 208V210H22ZM28 209H29V208H28ZM28 209H27V210H28ZM33 209H34V208H33ZM52 209H53V208H52ZM152 209H153V207L151 208V210H152ZM175 209L177 210V208H175ZM175 209H174V210H175ZM192 209H191V210H192ZM199 209H200V208H199ZM0 210H1V209H0ZM6 210H7V209H6ZM27 210H26V211H27ZM37 210H38V209H37ZM41 210H42V208H41ZM58 210H59V209H58ZM74 210H75V209H74ZM78 210H79V209H78ZM82 210H83V209H82ZM88 210H89V209H88ZM131 210H133V209H131ZM159 210H160V209H159ZM171 210L169 209V211H171ZM176 210H175V214H176V212L178 211V210H177V211H176ZM189 210H190V209H189ZM12 211H14V210L12 209ZM29 211H30V210H28V212H29ZM67 211H68V210L64 211V213L66 214ZM80 211H81V209H80ZM80 211H79V212H80ZM91 211H92V210H89L88 213L90 214ZM118 211H119V210H117V213H118ZM141 211H142V210H141ZM144 211L146 212V210H144ZM149 211H150V210H149ZM155 211H156V210H155ZM160 211H161V213L163 212V210H160ZM165 211H166V210H165ZM179 211H181V210H179ZM182 211H183V210H182ZM192 211H193V210H192ZM192 211H191V212H192ZM19 212H20V211H18V213H19ZM28 212H27V213H28ZM30 212H31V211H30ZM30 212H29V213H30ZM41 212H43V211H41ZM46 212H48V211H46ZM62 212H63V211H62ZM150 212H152V211H150ZM156 212H157V211H156ZM166 212H167V211H166ZM172 212H173V210H172ZM172 212H169V213L172 214ZM199 212H200V211H199ZM27 213H26V214H27ZM33 213H34V212H33ZM68 213H69V211H68ZM81 213L83 214V212H81ZM154 213H155V212H154ZM158 213H159V212H158ZM158 213H155V214H158ZM164 213H165V212H164ZM179 213H180V212H179ZM179 213H178V214H179ZM196 213H197V212H196ZM15 214H16V212H15ZM20 214H21V213H20ZM49 214H51V212H50ZM76 214H77V213H76ZM136 214H137V213H136ZM145 214H146V213H145ZM167 214H168V213H167ZM189 214H190V213H189ZM191 214H192V213H191ZM13 215H14V213L12 214V212H10V211H8V210H7V211H4V212L2 211V213H0V222H1V223H0V244H2V245H3V242H5L4 244H7V243H8L7 245H8V246H11V245H10L11 243H9L8 241H6V240H5V237H4V235H7V234H8L9 225L6 226V225H7V224H6L5 226H3L2 223L4 222V220L2 219V221H1V218L7 216L6 218L9 219V218H12ZM16 215H17V214H16ZM32 215H33V214H32ZM34 215L36 216L37 214H34ZM41 215H42V214H41ZM45 215H46V214H45ZM59 215H60V214H59ZM59 215H58V216H59ZM66 215H67V214H66ZM66 215H65V216H66ZM68 215H70V214H68ZM84 215H85V214H84ZM90 215H91V214H90ZM142 215H144V214H142ZM147 215H148V214H147ZM160 215H161V214H160ZM160 215H159V216H160ZM168 215H169V214H168ZM173 215H174V214H173ZM181 215H182V214H181ZM181 215H180V216H181ZM28 216H29V215H28ZM65 216H64V217H65ZM71 216H72V215H71ZM71 216H66V217H71ZM112 216H113V215H112ZM139 216H140V214H139ZM139 216H138V217H139ZM144 216H145V215H144ZM155 216H156V215H155ZM162 216H164V215H162ZM162 216H160V217L162 218ZM171 216H172V215H171ZM171 216H168V217H171ZM187 216H188V215H186L185 217H187ZM24 217H25V216L22 217V218H23L22 220H24ZM41 217H42V216H41ZM41 217H40V218H41ZM56 217H57V215H56ZM64 217H63V218H64ZM74 217H75V216H74ZM76 217H77V215H76ZM78 217H79V216H78ZM152 217H154V216L152 215L151 218H152ZM160 217L158 218V216H157L158 220L161 219ZM166 217H167V216H166ZM15 218H16V217H15ZM15 218H14V219H15ZM26 218H27V216H26ZM31 218H32V216H31ZM47 218H48V217H47ZM49 218H50V217H49ZM58 218H59V217H58ZM71 218H73V217H71ZM157 218H156V219H157ZM164 218H165V217H164ZM178 218H179V217H178ZM200 218H201V217H200ZM16 219H17V218H16ZM18 219H20V218L18 217ZM27 219H28V218H27ZM27 219H26V220H27ZM41 219H42V218H41ZM51 219H52V218H51ZM64 219H65V218H64ZM64 219H62V220H64ZM69 219H70V218H68V220H69ZM172 219H173V218H172ZM176 219H177V218H176ZM176 219H175V220H176ZM235 219H236V218H235ZM60 220H61V218H60ZM65 220H66V219H65ZM68 220L66 221V223H68ZM105 220H107V219H105ZM112 220H113V218H112ZM138 220H139V219H138ZM140 220H142V218H141ZM150 220H151V219H150ZM150 220H149V221H150ZM158 220H157V221H158ZM166 220H168V218H165L164 221H166ZM175 220H174V221H175ZM179 220L181 221L182 219L179 218ZM179 220H178V223H179ZM240 220H242V219H240ZM10 221H11V220H10ZM17 221H18V220H16V222H17ZM28 221H29V220H28ZM40 221H41V220H40ZM43 221H44V219H43ZM47 221H48V219H47ZM71 221H72V220H71ZM107 221H111V220L109 219V220H107ZM136 221H137V220H136ZM143 221H144V222H147V221H145V220H143ZM143 221H142V222H143ZM157 221H155V223H157ZM171 221H172V220H171ZM6 222H7V221H6ZM31 222H32V220H31ZM31 222H30V223H31ZM57 222H58V221H57ZM59 222H60V221H59ZM64 222H65V221H64ZM77 222H79V221H77ZM159 222H161V221H159ZM159 222H158V223H159ZM172 222H173V221H172ZM176 222H177V221H176ZM176 222L174 223L175 225H176ZM181 222H182V221H181ZM181 222H180V223H181ZM235 222H236V221H235ZM240 222H243V221H240ZM28 223H29V222H28ZM66 223H65V224H66ZM104 223H105V222H104ZM112 223H113V222H112ZM125 223H127V222H125ZM129 223H130V222H129ZM53 224H54V222H53ZM65 224H64V226H65ZM70 224H71V223H70ZM74 224H75V222H74ZM135 224H136V223H135ZM137 224H138V223H137ZM153 224H154V223H153ZM162 224H163V223H162ZM209 224H212V223H209ZM237 224L240 225L239 222H237L236 225H237ZM12 225H13V224H12ZM36 225H37V224H36ZM57 225H58V223H57ZM62 225H63V223H62ZM66 225H67V224H66ZM79 225H80V224H79ZM100 225H101V224H100ZM109 225H110V224H109ZM113 225L116 226V224H113ZM118 225H119V224H118ZM133 225H134V224H133ZM142 225H145V224H142ZM149 225H150V224H149ZM154 225H155V224H154ZM166 225H167V224H166ZM168 225H169V224H168ZM170 225H171V224H170ZM206 225H208V224H206ZM241 225H242V224H241ZM13 226H14V225H13ZM15 226H16V224H15ZM18 226L20 227L19 224H18ZM26 226H27V225H26ZM42 226H44V224H42ZM42 226H40V228H41ZM55 226H56V225H55ZM68 226H69V225H68ZM70 226H71V225H70ZM80 226H81V225H80ZM106 226H107V224H106ZM110 226H111V225H110ZM110 226H109V227H110ZM119 226H121V225H119ZM122 226H123V225H122ZM178 226H179V225L176 226L177 229H178ZM214 226H215V225H214ZM21 227H22V226H21ZM32 227H33V226H32ZM53 227H54V225H53ZM57 227H58V226H57ZM123 227H125V226H123ZM130 227H131V226H130ZM137 227H138V226H137ZM146 227H147V224H146ZM162 227H165V226H162ZM167 227H170V226H167ZM167 227H166V228H167ZM176 227H175V228H176ZM200 227H201V226H200ZM203 227H204V226H203ZM247 227H249V226H247ZM262 227H263V226H262ZM12 228H13V227H12ZM12 228H11V229H12ZM28 228H30V227H28ZM40 228H39V230H40ZM42 228H43V227H42ZM61 228H62V227H61ZM65 228L67 229L68 227L66 226ZM65 228H63V229H65ZM73 228H74V227H73ZM78 228H79V227H78ZM139 228H140V227H139ZM152 228L154 229V227H152ZM156 228H157V230L160 229L159 224H158V226H156ZM156 228H155V229H156ZM201 228H202V227H201ZM213 228H214V227H213ZM11 229H10V230H11ZM13 229H14V228H13ZM20 229H21V228H20ZM25 229H27V227H25ZM25 229H24V230H25ZM32 229H35V231H34V230H33V231L36 232L37 227H36V228H32ZM48 229H49V228H47V230H48ZM53 229L55 230V228H53ZM134 229H135V228H134ZM144 229H145V228H144ZM172 229H174V227H173ZM204 229H205V228H203V230H204ZM207 229L209 230V228H207ZM249 229H250V228H249ZM257 229H258V228H257ZM260 229H261V228H259V230H260ZM15 230H16V229H15ZM21 230H22V229H21ZM27 230H28V229H27ZM29 230H30V229H29ZM29 230H28V232H29ZM39 230H37V231H39ZM43 230H44V229H43ZM43 230H42V231H43ZM50 230H51V229H50ZM54 230H52V231H54ZM56 230H57V229H56ZM70 230H71V229H70ZM141 230H142V229H141ZM147 230H148V229H147ZM157 230H156V231H157ZM170 230H171V229H170ZM174 230H175V229H174ZM198 230H200V229H198ZM208 230H207V232H208ZM18 231H20V230H18ZM25 231H26V230H25ZM25 231H24V232H25ZM42 231H41V232H42ZM58 231H59V230H58ZM63 231H64V230H63ZM75 231H77V230H75ZM75 231H74V233H76ZM98 231H99V230H98ZM107 231H108V230H107ZM148 231H150V229H149ZM153 231H154V230H153ZM166 231H167V230H166ZM168 231H169V228H168ZM204 231H205V233H206V230H204ZM12 232H13V231H12ZM26 232H27V231H26ZM34 232H32V234H31V235H32V238H34V237L36 236V235H34V237H33ZM49 232H50V231H49ZM49 232H48V233H49ZM68 232H69V231H68ZM104 232H105V231H104ZM126 232H127V231H126ZM138 232H139V231H138ZM138 232H137V233H138ZM143 232H146V231H143ZM157 232H160V230L157 231ZM164 232H165V231H164ZM173 232H174V231H173ZM173 232H171V233H173ZM219 232H220V231H219ZM14 233H15V232H14ZM21 233H22V232H21ZM21 233H20V234H21ZM29 233H30V232H29ZM29 233H28V234H29ZM38 233H39V232H38ZM38 233L36 232V234H38ZM46 233H47V232H46ZM57 233H59V232H57ZM57 233H56V234H57ZM74 233H72V235H71L72 237H73ZM106 233H108V232H106ZM115 233H116V232H115ZM115 233H114V234H115ZM127 233H128V232H127ZM149 233H150V232H149ZM151 233H152V232H151ZM161 233H162V232H161ZM168 233H170V231H169ZM199 233H200V232H199ZM202 233H203V231H202ZM213 233H214V232H213ZM16 234H19V233L16 232ZM23 234H24V233H23ZM25 234H27V233H25ZM49 234H50V233H49ZM51 234H53V233H51ZM76 234H77V233H76ZM76 234H75V235H76ZM91 234H92V232H91ZM93 234H94V233H93ZM97 234H98V232H97ZM111 234H112V232H109V235H111ZM114 234H113V235H114ZM129 234H130V233H129ZM138 234H140V233H138ZM142 234H144V233H142ZM153 234H155V233H153ZM163 234H164V233H163ZM203 234H204V233H203ZM203 234H202V235H203ZM210 234H211V231H210ZM215 234H216V233H215ZM226 234H227V233H226ZM232 234H233V233H232ZM13 235H14V234H13ZM29 235H30V234H29ZM40 235H41V237H42L43 235H46V234L40 233ZM57 235H58V234H57ZM67 235H69V234H67ZM67 235H66V236H67ZM103 235H105V234H103ZM113 235H112V236H113ZM123 235L125 236L126 233L123 234ZM147 235H148V234H147ZM157 235H158V234H157ZM159 235H160V234H159ZM164 235L167 236V234H164ZM164 235H163V236H164ZM171 235H172V234H171ZM213 235H214V234H213ZM234 235H235V234H234ZM7 236H8V235H7ZM14 236H15V235H14ZM17 236H18V235H17ZM19 236H21V235H19ZM24 236H25V235H24ZM26 236H27V235H26ZM91 236H92V235H91ZM91 236H90V238H91ZM94 236H95V235H94ZM115 236H116V235H115ZM140 236H141V235H139L138 237H140ZM204 236H206V234H204ZM229 236H230V235H229ZM3 237H4V239H3ZM38 237H39V236H38ZM53 237H55V235H53ZM63 237H64V235H63ZM156 237H157V236H156ZM156 237H155V238H156ZM161 237H162V236H161ZM215 237H216V236H215ZM225 237H226V236H225ZM253 237H254V236H253ZM258 237H260V236H258ZM6 238H7V237H6ZM19 238H20V237H18L17 239H19ZM21 238H22V236H21ZM21 238H20V239H21ZM28 238H29V237H28ZM28 238H27L26 240H28ZM30 238H31V237H30ZM35 238H36V237H35ZM35 238H34V239H35ZM42 238H43V237H42ZM44 238H45V237H44ZM44 238H43V239H44ZM59 238H60V237H59ZM61 238H62V237H61ZM98 238H99V236H98ZM123 238H124V237H123ZM125 238H127V237H125ZM140 238H141V237H140ZM153 238H154V237H153ZM155 238H154V239H155ZM159 238H160V237H159ZM200 238H202V237H200ZM203 238H204V237H203ZM203 238H202V239H203ZM207 238H210V237L207 236ZM218 238H219V237H218ZM220 238H221V237H220ZM20 239L17 240V241L20 242ZM23 239H24V238H22V240H23ZM36 239H38V238H36ZM39 239H40V237H39ZM53 239H54V238H53ZM91 239H92V238H91ZM91 239H90V240H91ZM96 239H97V238H96ZM100 239H101V238H100ZM100 239H99V240H100ZM103 239H105V240H110V237H106V236H105V237H103ZM112 239H114V238H112ZM112 239H111V240H112ZM212 239H213V237L211 238V240H212ZM223 239H224V238H223ZM229 239H231V238H229ZM11 240H12V238H11ZM30 240H32V239H30ZM30 240H29V241H30ZM41 240H42V239H41ZM58 240H59V239H58ZM72 240H73V239H72ZM94 240H95V239H94ZM94 240H93V241H94ZM119 240H120V239H119ZM119 240H118V242H119ZM132 240H133V239H132ZM136 240H137V239H136ZM141 240H142V239H141ZM203 240H204V239H203ZM205 240H206V239H205ZM252 240H253V239H252ZM29 241H28V242H29ZM69 241H71V240L69 239ZM74 241H75V240H74ZM78 241H79V240H78ZM80 241H81V240H80ZM112 241H113V240H112ZM134 241H135V239H134ZM148 241H149V239H148ZM148 241H146V242L148 243ZM155 241H156V239H155ZM164 241H166V240H164ZM169 241H170V240H169ZM169 241H168V244H169ZM197 241L199 242V240H196V242H197ZM207 241H208V240H206L205 242H207ZM219 241H220V239H219ZM222 241H223V240H222ZM260 241H261V239H260L258 242L261 243ZM262 241H263V240H262ZM11 242H12V241H11ZM34 242H35V241H34ZM36 242H37V241H36ZM40 242H41V241H40ZM46 242H47V241H46ZM67 242H68V241H67ZM67 242H66V243H67ZM90 242H91V241H90ZM100 242H104V241H103V240H102V241L100 240ZM156 242H158V241H156ZM160 242L163 243L162 241H160ZM160 242H159V243H160ZM172 242H173V241H172ZM172 242H170V243H172ZM193 242H194V241H193ZM201 242H202V241H201ZM210 242H211V241H210ZM212 242H214V240H213ZM253 242H254V241H253ZM256 242H257V241H256ZM16 243H17V242H16ZM20 243L23 244L22 242H20ZM24 243H26V241H25ZM38 243H39V242H38ZM54 243H55V242H54ZM58 243H59V242H58ZM66 243H65V245H67ZM75 243H76V242H75ZM77 243H78V242H77ZM88 243H89V241H88ZM92 243H94V242H92ZM98 243H99V242H98ZM113 243H114V242H113ZM134 243H135V242H134ZM139 243H140V242H139ZM161 243H160V245H161ZM202 243H203V242H202ZM259 243H258V244H259ZM12 244H13V242H12ZM18 244H19V243H18ZM40 244L42 245L43 243H40ZM46 244H47V243H45L44 245L46 246ZM51 244H52V243H51ZM51 244H49V245H51ZM62 244H63V243H62ZM68 244H69V243H68ZM71 244H72V243H70V245H71ZM89 244H90V243H89ZM89 244H88V245H89ZM99 244H100V243H99ZM99 244H98V245H99ZM101 244H103V243H101ZM114 244H115V243H114ZM124 244H125V242H124ZM156 244H157V243H156ZM204 244H205V243H203V245H204ZM207 244H209V242H208ZM2 245H1V246H2ZM15 245H16V244L14 243V245H13L14 248H16ZM44 245H43V246H44ZM57 245H58V244H57ZM93 245H94V244H93ZM95 245H96V244H95ZM95 245H94V246H95ZM127 245H128V244H127ZM148 245H149V243H148ZM191 245H192V243H191ZM191 245H190V246H191ZM193 245H194V244H193ZM197 245H198V243H197ZM197 245H196V246H197ZM200 245H201V244H200ZM200 245H198V246L201 247ZM205 245H206V244H205ZM209 245H211V244H209ZM251 245H254V243L251 244ZM8 246H7V249H9ZM25 246H26V245H25ZM37 246H38V245H37ZM60 246H61V244H60ZM76 246H77V245H76ZM76 246H74V247H76ZM78 246H79V245H78ZM78 246H77V247H78ZM83 246H84V245H83ZM90 246H91V245H90ZM99 246L101 247V245H99ZM104 246H105V245H104ZM117 246H118V245H117ZM123 246H125V245H123ZM139 246H140V245H139ZM149 246H150V245H149ZM149 246H148V247H149ZM166 246H167V244L165 245V247H166ZM190 246H189V247H190ZM196 246H194V247H196ZM198 246H197V247H198ZM206 246H207V245H206ZM11 247H12V246H11ZM11 247H10V248H11ZM18 247H19V246H18ZM18 247H17V248H18ZM21 247H22V246H21ZM30 247L32 248V245H31ZM41 247H42V246H40V248H41ZM51 247H52V246H51ZM92 247H93V246H92ZM125 247H126V246H125ZM127 247H129V246H127ZM154 247H155V246H154ZM160 247L163 248V246H160ZM197 247H196V248H197ZM204 247H205V246H204ZM208 247H209V246H208ZM33 248H34V246H33ZM33 248H32V249H33ZM38 248H39V247H38ZM55 248H56V247H55ZM66 248H71V247L68 246V247H66ZM122 248L124 249V247H122ZM137 248H138V247H137ZM137 248H135V249H137ZM139 248H140V247H139ZM139 248H138V249H139ZM151 248H152V247H151ZM162 248H161V249H162ZM209 248H210V247H209ZM0 249H1V248H0ZM4 249H6V246H5ZM12 249H13V247H12ZM25 249H26V248H25ZM32 249H31V250H32ZM34 249H35V248H34ZM41 249H42V248H41ZM43 249H44V248H43ZM48 249H49V248H48ZM62 249H63V248H62ZM80 249H82V248L80 247ZM83 249H84V248H83ZM91 249H92V248H91ZM93 249H94V248H93ZM105 249H106V248H105ZM115 249H116V248H115ZM127 249H128V248H126V250H127ZM133 249H134V248H133ZM165 249H166V248H165ZM190 249L192 250V248H189L188 251H189ZM199 249H200V248H199ZM199 249H198V250H199ZM14 250H16V249H14ZM17 250H19V248H18ZM20 250H23V249L21 248ZM27 250H28V249H27ZM27 250H26V251H27ZM35 250H36V249H35ZM38 250H39V249H38ZM38 250H37V251H38ZM45 250H46V249H45ZM64 250H65V249H64ZM95 250H96V249H95ZM95 250H94V252H95ZM103 250H104V248H103ZM106 250H108V249H106ZM131 250H132V249H131ZM131 250H130V253L133 252V251H131ZM149 250H150V249H149ZM185 250H187V249H185ZM201 250L203 251V247H201ZM0 251H3V250H0ZM32 251H33V250H32ZM32 251L30 252L31 254H32ZM37 251H36V252H37ZM39 251H40V253L42 252L41 250H39ZM56 251H58V250H56ZM66 251H67V250H66ZM73 251H74V249H73ZM76 251H77V248H76ZM88 251H89V250H88ZM108 251L110 252V250H108ZM134 251H135V250H134ZM151 251H152V250H151ZM164 251H165V250H164ZM164 251H163V252H164ZM194 251H195V252H200V250L197 251V249H194ZM202 251H201V252H202ZM7 252H10V249H9ZM15 252H16V251H15ZM17 252H18V251H17ZM17 252H16L15 254H17ZM19 252H20V251H19ZM44 252H45V251H44ZM47 252H48V251H47ZM54 252H55V251H54ZM67 252H68V251H67ZM71 252H72V251H71ZM81 252H83V250H82ZM89 252H90V251H89ZM125 252H126V251H125ZM139 252H140V251H139ZM143 252H144V249H143ZM147 252H149V251H147ZM155 252H156V250H155ZM168 252H169V251H167V253H168ZM176 252H178V251L176 250V251L174 252V254H175ZM179 252H182V251L179 250ZM184 252H185V251H184ZM184 252H183V253H184ZM4 253H5V252H3V254H4ZM20 253H23V252H20ZM27 253H29V251H28ZM48 253H50V252H48ZM57 253H59V255H60V254H61V253H60V250H59L58 252L54 253L55 255H54L53 253H51V254H53L54 256H57ZM65 253H66V252H65ZM69 253H70V251H69ZM133 253L135 254V252H133ZM157 253H158V252H157ZM157 253H155V254H157ZM167 253H166V254H167ZM186 253H187V252H186ZM188 253H189V252H188ZM1 254H2V253H1ZM6 254H7V253H6ZM6 254H5V255H6ZM8 254H9V253H8ZM12 254H14V252H13ZM24 254H25V253H24ZM66 254H68V253H66ZM66 254H65V255H66ZM75 254H76V253H75ZM81 254H83V253H81ZM84 254H85V253H84ZM86 254H87V253H86ZM123 254H124V252H123ZM123 254H122V255H123ZM136 254H138V251H137ZM153 254H154V253H153ZM155 254H154V255H155ZM169 254H170V253H169ZM184 254H185V253H184ZM184 254H183V255H184ZM192 254H195V253L193 252ZM192 254H191V255H192ZM198 254H200V253H198ZM220 254H221V253H220ZM10 255H11V254H10ZM10 255H9V256H10ZM43 255H44V254H43ZM45 255H46V253H45ZM49 255H50V254H49ZM49 255H48V256H49ZM61 255H62V254H61ZM63 255H64V254H63ZM69 255H71V254H69ZM87 255H88V254H87ZM111 255H112V254H111ZM113 255H114V253H113ZM115 255H116V254H115ZM131 255H132V254H130L129 256H131ZM142 255H143V254H142ZM160 255H161V254H160ZM172 255H173V254H172ZM176 255H178V253H177ZM183 255H182V256H183ZM221 255H222V254H221ZM257 255H258V254H257ZM259 255H260V254H259ZM259 255H258V256H259ZM12 256H13V255H12ZM14 256H15V255H14ZM14 256H13V257H14ZM20 256H21V255H20ZM20 256H18V254H17V257H20ZM27 256H28V258H29V255H28V254H26V256H23V257H27ZM74 256H75V255H74ZM77 256H78V255L76 254V257H77ZM88 256H89V255H88ZM102 256H103V254H102ZM105 256H106V255H105ZM109 256H110V255H109ZM124 256H125V254H124ZM140 256H141V255H140ZM148 256H150V254H149ZM156 256H157V255H156ZM168 256H169V255H168ZM184 256H185V255H184ZM186 256H187V254H186ZM189 256H190V255H189ZM198 256H199V255H198ZM201 256H202V255H201ZM207 256H208V255H207ZM217 256H219V253H218ZM0 257H1V256H0ZM4 257H6V256H4ZM4 257H3V258H4ZM17 257H16V258H17ZM23 257H22V258H23ZM37 257H38V255H37ZM42 257H44V256H42ZM49 257L51 258L52 256H49ZM61 257H62V256H61ZM64 257H65V256H64ZM66 257H67V256H66ZM69 257H70V256H69ZM71 257H72V256H71ZM89 257H90V256H89ZM110 257H111V256H110ZM110 257H109V258H110ZM137 257H139V256H137ZM143 257H144V256H143ZM143 257H142V258H143ZM157 257H158V256H157ZM159 257H160V256H159ZM166 257H167V255H166ZM170 257H171V255H170ZM196 257H197V255H196ZM208 257H209L210 260H211L212 257H211V256H208ZM214 257H216V256L214 255ZM220 257H221V256H220ZM220 257H219V258H220ZM222 257H223V256H222ZM250 257H251V256H249V258H250ZM252 257H253V256H252ZM252 257H251V259H252ZM1 258H2V257H1ZM1 258H0V260H3V259H1ZM7 258H8V256H7ZM9 258H10V257H9ZM9 258H8V259H9ZM38 258H39V257H38ZM40 258H41V257H40ZM40 258H39V259H40ZM54 258H56V257H54ZM58 258H59V257H58ZM101 258H103L102 260H104V257H101ZM113 258H114V257H113ZM121 258H122V257H121ZM130 258H131V257H130ZM134 258H136V257L134 256ZM142 258H140V259H142ZM145 258L147 259V257H145ZM152 258H153V256H152ZM163 258H164V260H165V257H164V256L162 257V260H163ZM198 258H199V257H198ZM198 258L196 259V261L199 260ZM206 258H207V257H206ZM219 258H218V259H219ZM237 258H239V257H237ZM253 258H254V257H253ZM4 259L8 261V259H6V258H4ZM13 259L15 260V258H13ZM24 259H25V258H24ZM26 259H27V258H26ZM26 259H25V262H24V263H25V264H28V263H26V262H28V261H26ZM30 259H33V260H34V259H35V256L33 255V258H30ZM48 259H49V258H48ZM63 259H64V258H63ZM70 259H71V258H70ZM73 259H74V258H73ZM73 259H72V260H73ZM106 259H107V258H106ZM138 259H139V258H138ZM143 259H144V258H143ZM149 259H150V257H149ZM155 259H156V258H155ZM160 259H161V258H160ZM160 259H159V261L162 262ZM166 259L168 260L169 258H166ZM200 259H202V258H200ZM207 259H208V258H207ZM218 259H217V260H218ZM220 259H221V258H220ZM5 260H3V261L5 262ZM10 260H11V258H10ZM42 260H43V259H42ZM42 260H40V262H41ZM53 260H54V259H53ZM58 260H59V259H58ZM75 260H77V259L75 258ZM100 260H101V259H100ZM100 260H99V261H100ZM114 260H115V259H114ZM119 260H120V259H119ZM136 260H137V259H136ZM210 260H209V261H210ZM217 260H216V261H217ZM222 260H223V259H222ZM235 260H236V259H235ZM235 260L233 259V261H235ZM238 260H239V259H238ZM253 260H254V259H253ZM11 261H13V260H11ZM16 261H18V258H17ZM16 261H15V264L17 263ZM22 261H23V260H22ZM22 261H21V262H22ZM37 261H38V260L34 261V263L37 262ZM47 261H49V260H47ZM56 261H57V260H56ZM61 261H62V258H61ZM61 261L59 260L60 263H61ZM99 261H98V262H99ZM106 261H107V260H106ZM110 261H111V259H110ZM125 261H126V260H125ZM134 261H135V260H134ZM147 261L150 262V260H147ZM159 261H158V262H159ZM204 261H205V259H204ZM209 261H208V263H209ZM211 261H212V260H211ZM18 262H19V261H18ZM44 262H45V260H44ZM62 262H63V261H62ZM72 262H73V261H72ZM74 262L77 263V261H74ZM119 262H120V261H119ZM122 262H123V260H122ZM131 262H132V261H131ZM138 262H139V261H138ZM138 262H137V264H139ZM145 262H146V261H145ZM145 262H144V263H145ZM148 262H146L145 264H147ZM200 262H201V261H200ZM213 262H214V261H213ZM217 262H218V261H217ZM222 262H223V261H222ZM224 262H225V261H224ZM31 263H32V262H31ZM34 263H33V264H34ZM38 263H39V261H38ZM38 263H36V264H38ZM57 263H58V262H57ZM63 263H65V262H63ZM63 263H62V264H63ZM68 263H69V262H68ZM99 263H100V262H99ZM106 263H107V262H106ZM124 263H125V262H123V264H124ZM135 263H136V261H135ZM155 263H156V262L154 261V264H155ZM202 263H203V261H202ZM0 264H1V263H0ZM3 264H4V263H3ZM5 264H8V263L5 262ZM12 264H13V263H12ZM18 264H19V263H18ZM20 264H21V263H20ZM42 264H43V263H42ZM44 264H45V263H44ZM46 264H47V263H46ZM89 264H91V263H89ZM104 264H105V263H104ZM108 264H110V263L108 262ZM117 264H118V263H117ZM119 264H120V263H119ZM151 264H152V261H151ZM156 264H158V263H156ZM196 264H197V263H196ZM198 264H199V263H198ZM203 264H204V263H203ZM205 264H206V262H205ZM212 264H214V263H212ZM216 264H217V263H216Z\"/></svg>",
	"mask_w": 264,
	"mask_h": 264
}]
</instances>
